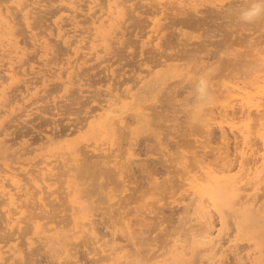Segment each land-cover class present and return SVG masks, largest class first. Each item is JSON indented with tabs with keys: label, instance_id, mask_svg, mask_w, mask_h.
<instances>
[{
	"label": "bare ground",
	"instance_id": "1",
	"mask_svg": "<svg viewBox=\"0 0 264 264\" xmlns=\"http://www.w3.org/2000/svg\"><path fill=\"white\" fill-rule=\"evenodd\" d=\"M3 1H7V0H3ZM2 1V2H3ZM9 1V0H8ZM7 1V2H8ZM12 1V0H11ZM44 1V2H43ZM51 1V0H50ZM54 1V0H53ZM60 2H61V5L63 6H61V8H59V9H56V11H54V10H52L51 12H56L55 14H57V12L59 13V12H64V11H67L68 10V13H70V14H68L69 15V17H68V15L66 16H61V14H60V19L61 20H59V18H58V20L59 21H57V20H55V23L58 25H56L55 27L56 28H58L59 30H64V28L65 29H67V28H69V27H66L65 25L67 24V23H69V24H72L73 25V27H76V28H74V29H79V27L78 26H80L81 24H80V21L82 20V22L81 23H83V20H84V22L87 20V19H81V16H80V13H81V15L83 14V12L82 11H84V9H83V7L81 8V4L79 3V1L78 0H68L69 1V4H66L65 2H67V0H59ZM88 1H90V0H88ZM92 1V3H94L95 4V6L96 5H99V4H97V1H100V0H91ZM131 1V0H130ZM153 1V0H152ZM158 1V0H157ZM157 1H155V2H157ZM160 1H162V0H160ZM166 1V0H165ZM164 1V2H165ZM168 1V0H167ZM166 1V2H167ZM183 1H188V0H182L181 2H183ZM199 1V0H198ZM197 0L195 1V0H189V2H192L193 4H195V5H193L192 3V5H188V4H190L189 2L187 3V5L188 6H190V8H191V10L193 9V11L191 12V14L193 15V16H195V13H197L198 14V12H199V15L202 13V12H200V11H206V10H208L209 9V11H211L212 9L209 7H207L206 6V9L204 8H198V7H200L201 5H203L202 3L204 2V0H202L201 2V4H198L199 2H198ZM207 1V0H206ZM212 0H210L209 1V3L211 2ZM226 1V0H225ZM235 1V4H236V2H237V4H239V2H238V0L236 1V0H230V3L231 2H234ZM242 1V0H241ZM240 1V2H241ZM249 2L250 0H246V2ZM13 2L15 3V4H13ZM13 2H11L13 5H17L18 7H21V9H20V11L22 12L23 11V13H20V11H18V9H16L18 12L17 13H20V17H22L23 16V18H24V21H22V22H24V24L28 27V31H29V33L31 32V34H32V36H29L30 38L32 37V39L31 40H33V43L35 44V45H39L38 47H40L41 49H42V52L43 51H45V52H48V53H51L50 54V56L53 54V52H51V51H49L50 49L53 51V49H52V47L55 45V44H53V42H52V44H51V41L53 40L54 41V39H52L51 41H50V39L51 38H45V37H43V38H39L38 37V35H37V33H39V31L36 33L35 32V30H36V28H37V26L39 25V23H37L38 25L36 26V21L38 20L37 18H41L39 15H40V13H42V11H44L45 10V8L47 7H45V0H13ZM43 2V3H42ZM106 2H107V0H106ZM127 2H128V0H108V4H107V7H106V9H104L105 8V6H104V8L102 7L103 5H99L101 8H103V9H100V11H101V15L99 16L98 14V17L96 18L95 16H94V18H96V19H94V18H90V19H88L87 21H88V23H90V21H91V25H96L98 22H100L99 24L100 25H96L95 26V33H97V35H98V38H99V40H98V38H97V36H96V38H97V40H94V39H96L95 37H94V41L92 40V38L90 39V40H92V43L93 42H95V41H99V43L97 42V45L96 44H91V47L88 49V51H90V50H94L93 51V53L95 54V52H96V54H95V56L97 55V57H100V55H98L99 53L98 52H100L99 50L100 49H97L98 47H99V45H101L102 46V49L103 48H105V50L104 51H111L112 50V52H113V50L114 49H111L112 48V43H113V39H115V37H117V35H118V39H117V41H116V39L114 40V42H116V44H118L117 42H119L120 41V35L119 34H121V37H124L125 36V32H124V23H126V21H128L127 20V18L129 17H127V15L129 14H131V13H128V10L130 9L129 8V6H128V4H127ZM154 2V3H155ZM159 2V1H158ZM172 2V1H171ZM198 2V3H197ZM216 4H215V3ZM221 2V1H220ZM229 2V1H228ZM227 2V3H228ZM246 2H243V3H246ZM247 2V3H248ZM10 3V4H11ZM103 3V2H102ZM105 3V2H104ZM129 3V2H128ZM134 3V2H133ZM161 3H163V2H161ZM161 3L159 4V5H161ZM175 3H177V2H175ZM179 3L180 2H178L177 3V5L179 6ZM211 3H214L216 6H217V3H218V5H221L222 7L223 6H226V4H224V3H226V2H221V4L218 2V1H215V0H213ZM242 3V2H241ZM8 4V3H7ZM11 4V6H13ZM50 4V3H49ZM90 4H91V2H90ZM89 4V5H90ZM131 4V3H130ZM153 4V3H152ZM166 4H168V3H166ZM181 4V3H180ZM206 4V3H205ZM58 4H56V6H57ZM84 5V4H83ZM82 5V6H83ZM88 4H87V8H89L90 10H92L93 9V7H94V5L92 6V7H90ZM106 5V4H105ZM132 5V4H131ZM183 5H186L185 3L183 4ZM212 5V4H211ZM228 6H230L229 4H227ZM232 5H234V4H232ZM240 5V4H239ZM12 7V8H14V10H15V8L16 7ZM89 6V7H88ZM135 7H136V5H134ZM155 6H158V4H156L155 3ZM198 6V7H197ZM214 6V5H213ZM243 6V5H242ZM45 7V8H44ZM59 7V6H58ZM57 7V8H58ZM85 7V6H84ZM133 7V6H132ZM159 7V6H158ZM165 7H166V5H165ZM168 7H170V6H168ZM176 7V6H175ZM180 7H182V6H180ZM180 7H179V9H180ZM193 7V8H192ZM202 7V6H201ZM215 7V6H214ZM220 7V6H219ZM227 7V6H226ZM234 7H236V6H234ZM97 9H98V7H96ZM95 8V9H96ZM139 8V7H138ZM153 8V7H152ZM171 8V7H170ZM174 8V7H173ZM189 8V7H188ZM188 8H186L185 7V10L186 11H190V9H188ZM213 8V7H212ZM217 8V7H216ZM221 8V7H220ZM228 8V7H227ZM24 9V10H23ZM48 9V8H47ZM89 9H87L88 11H90ZM95 9H93V11H95ZM137 9V8H136ZM160 8H158V10H159ZM162 9H164V8H162ZM157 10V11H155V10H153V12L150 10V11H148L149 13L150 12H152L153 13V15L155 14V16L152 18V23L151 22H149L148 21V19H147V21L149 22L148 23V25L151 23V24H153V27H151V24H150V27H151V29H150V31H152V34H154V39L156 40H159V41H155L154 39H152L151 38V42L153 43V40H154V42H156L153 46H156V48H157V50H158V48H160V47H163V46H161V40H163L164 38V34H162L163 36H161V33H162V29L163 30H165V28H166V26L167 25H164L163 26V24H164V22H161L162 21V19L164 20V18L167 16H165V17H158V15L160 14V13H163V12H165L164 10ZM166 9V8H165ZM176 9V8H175ZM183 9V8H182ZM181 9V10H182ZM188 9V10H187ZM202 9V10H201ZM223 8H221V10H222ZM226 9V8H225ZM230 9V8H229ZM229 9H226V10H229ZM134 10H135V8H134ZM180 10V11H181ZM221 10H219V12L221 11ZM235 10H237V9H235ZM12 11V9L10 10V7H9V5L8 6H4V4H1L0 3V41H2V42H0V51H3V52H1V54L3 53H5V49L7 48H5V46H8L9 47V49L7 48L6 50H8V51H6L7 53L9 52V50L13 53V55L11 54V52H9L8 54V60H10V61H7V63H10L9 65H10V67L8 68L9 69V72H7L8 73V79H9V77L11 78V83H12V85H13V83L14 82H16V81H20L21 79H19L20 78V75L21 74H23L24 76H26L25 78L27 79V80H25L24 78V80L22 79V82L23 81H26L25 83L23 82V83H21V82H19V83H21L22 85L24 84H26V87H24V88H26L24 91H26V94H27V92H29L30 93V90L34 87L35 88V90L41 85L40 83H42V84H44L43 86H45V85H47V82L49 81V80H51L50 78H51V76H48V75H50V73L47 75L46 74V72L44 73L43 71H41L42 70V67H40L41 69H39V70H36V66H34L35 65V62H34V65L31 63V60H33V59H31L30 60V62H29V60L27 61V63L29 62V64H30V66H29V68H28V66H27V68L25 67V69H24V65H26L25 63L24 64H22V63H20V65L18 66V65H16L17 63V61L20 59V57H19V55L20 56H22L23 54H25L26 53V45L25 46H21L20 47V39L18 40V34L15 32L16 30H15V28H17V22H16V20H17V18H15L12 14H13V12H11ZM25 11V12H24ZM50 11V10H49ZM85 11H86V9H85ZM87 11V12H88ZM93 11H92V14H94L93 13ZM98 13L100 12V11H98V10H96ZM130 11H133L132 9H130ZM129 11V12H130ZM136 11H138V10H136ZM168 10L166 9V12H167ZM170 11V10H169ZM171 11H173L172 10V8H171ZM179 11V10H178ZM230 11V10H229ZM228 11V12H229ZM51 12L49 13V14H51ZM87 12L85 13V16H83V17H87L88 15H86L87 14ZM144 12V11H143ZM174 12V11H173ZM176 12V11H175ZM174 12V13H175ZM194 12V13H193ZM208 12V11H207ZM211 12H213V14H214V11H211ZM216 12V11H215ZM217 12H218V10H217ZM225 12V11H224ZM12 13V14H11ZM91 13V12H90ZM90 13H89V16H90ZM133 14H134V12H132ZM136 13H138V12H136ZM177 13V12H176ZM184 13V12H183ZM185 13H189V12H185ZM21 14H23L22 16H21ZM54 14V15H55ZM92 14H91V16H92ZM100 14V13H99ZM172 14V13H171ZM179 14V13H178ZM180 14H182L181 12H180ZM190 14V13H189ZM190 14V15H191ZM204 14V13H203ZM210 13H208V15H209ZM218 14V13H217ZM19 15V14H18ZM52 15V14H51ZM51 15H50V17H51ZM54 15H52V17L54 16ZM84 15V14H83ZM132 15V14H131ZM175 15V14H174ZM198 15V16H199ZM43 16V15H42ZM80 16V20L78 19V17ZM170 16V15H169ZM189 16V15H188ZM197 16V15H196ZM219 16V15H218ZM49 17V16H48ZM49 17V18H50ZM51 17V18H52ZM64 17H68V20H67V18H66V23H61V22H65V18ZM103 17V18H102ZM168 17V16H167ZM191 17V16H190ZM189 17V19H186L185 17V19L186 20H188V21H185V20H183L185 23H187V24H194L196 21H198L199 22V20H196L195 22H194V18H190ZM43 18V17H42ZM50 18V19H51ZM102 18V19H101ZM131 17H129V19H130ZM134 18V17H133ZM180 18H181V16H180ZM179 18V19H180ZM200 18V17H199ZM202 18V17H201ZM200 18V19H201ZM37 19V20H36ZM69 19H70V22H69ZM182 19V18H181ZM191 19V20H190ZM36 20V21H35ZM42 20V19H41ZM40 20V21H41ZM47 20H49V19H47ZM46 20V21H47ZM53 20V19H52ZM54 20L52 21V23L54 24ZM168 20V19H167ZM39 20H38V22H40ZM51 21V20H50ZM193 21V22H192ZM21 22V23H22ZM142 22H143V19H142ZM175 22V21H174ZM173 22V23H174ZM86 23V22H85ZM129 23V22H128ZM128 23H127V25H128ZM138 23V22H137ZM163 23V24H162ZM168 23V22H167ZM166 23V24H167ZM180 23V22H179ZM23 24V25H24ZM41 24V23H40ZM44 24V23H43ZM84 24V23H83ZM87 24V23H86ZM85 24V25H86ZM176 24H177V21H176ZM180 24H182V23H180ZM186 24V25H187ZM19 25V24H18ZM51 25V24H50ZM47 26V27H51V26ZM65 27H64V26ZM91 25H89L88 26V24L86 25L87 26V28H89ZM199 24H195V25H192V26H194V27H196V26H198ZM40 26V25H39ZM38 26V27H39ZM52 26H54V25H52ZM129 26V25H128ZM139 26V25H138ZM164 28H163V27ZM173 26V25H172ZM191 26V25H190ZM42 27V26H41ZM54 27V28H55ZM64 27V28H63ZM83 28H84V26H82ZM142 27V26H141ZM144 27V26H143ZM168 27V26H167ZM187 27V26H186ZM263 27V26H262ZM26 28V27H25ZM93 28V27H92ZM92 28H90V33H91V30H92ZM149 28V27H148ZM169 28H170V25H169ZM168 28V29H169ZM190 28V27H189ZM198 28V27H197ZM52 29V28H51ZM71 30H72V28H70ZM86 29V28H85ZM84 29V30H85ZM129 29H130V27H129ZM167 29V28H166ZM192 29V28H191ZM45 30H48V28L46 29L45 28ZM80 30V29H79ZM128 30V29H127ZM137 30V29H136ZM175 30V29H174ZM42 32H43V30H41ZM40 31V32H41ZM51 31H53V29L51 30ZM70 30H64V32L65 33H63L62 31H60L59 32V37L61 38V39H63V41H64V43L65 44H67V46H73V44H75V46L73 47V48H71L69 51L71 52H73V54L75 55L74 56V59H75V61H73L72 62V64H71V59H73V56L71 57V59H67L68 60V62L67 63H69L68 64V66H69V68H67L68 70L70 69V66H71V68L73 67V66H76V68L75 69H77L78 68V63H77V65H75V62H78L79 60H82L81 58H83V62L84 63H86L87 61L86 60H84V57L85 56H87L88 54H90L91 55V52H89L88 53V51H87V54H86V52L85 53H83V51H82V53H81V50H82V48H83V45L85 44H83L82 46L80 45V43H81V39L79 40V39H74L73 41H72V35L73 34H71V36H70V32H72V31H70ZM82 32H83V29L81 30ZM88 31V29L86 30V32ZM149 31V30H148ZM177 31V30H176ZM175 31V32H176ZM41 32V34H43ZM48 32H49V30H48ZM47 32V33H48ZM73 32H75V31H73ZM80 32V31H79ZM79 32H77V33H79ZM85 32V31H84ZM134 32V31H133ZM138 32V31H137ZM264 32V31H263ZM27 33V32H26ZM55 33V32H54ZM54 33H51V35L50 36H52V34H54ZM77 33H76V35H77ZM89 33V34H90ZM130 33V32H129ZM145 33H146V31H145ZM164 33V32H163ZM177 33V32H176ZM46 34V33H45ZM49 34H50V32H49ZM48 34V35H49ZM86 33H84V35H85ZM127 34V33H126ZM142 34H144V33H142ZM172 32H171V36H172ZM175 34V33H174ZM254 34V33H253ZM69 35V36H68ZM79 35V34H78ZM78 35L76 36V37H78ZM82 35V34H81ZM92 35V34H91ZM130 35H131V33H130ZM132 35H134V34H132ZM156 35V36H155ZM178 35H181V34H178ZM40 36V35H39ZM45 36V35H44ZM50 36H48V37H50ZM55 36V35H54ZM57 36V35H56ZM86 36V35H85ZM88 36V35H87ZM139 36H141V35H139ZM145 36V35H144ZM150 36H152L151 34H150ZM175 36H177V35H175ZM40 37H42V36H40ZM58 37V36H57ZM59 37H58V39H59ZM70 37H71V39H70ZM75 37V36H74ZM90 37V36H89ZM129 37H132V36H129ZM161 37L163 38V39H161ZM170 37V36H169ZM181 37V36H180ZM253 37H255V36H253ZM262 37V36H261ZM53 38V37H52ZM81 38V37H80ZM83 38H86V37H83ZM140 38V37H139ZM177 38V37H176ZM189 38V37H188ZM250 38H252V37H250ZM257 38H259V37H257ZM257 38H255V39H257ZM87 39V38H86ZM124 39V38H123ZM169 39V38H168ZM168 39H165V41H164V43H166V41L168 40ZM185 39H187V37L185 38ZM196 39V38H195ZM84 40V39H83ZM102 40V42H100ZM138 40V39H137ZM188 40H190V39H188ZM188 40H185L186 41V43L184 44V45H187V41ZM203 41H204V39H202ZM206 40V39H205ZM209 40V39H208ZM251 40V39H250ZM264 40V39H263ZM62 41V40H61ZM87 41V40H86ZM130 41V40H129ZM134 41V40H133ZM139 41V40H138ZM168 41H170V40H168ZM175 41H178V40H175ZM175 41H173V42H175ZM181 41H184V40H181ZM184 41V42H185ZM195 41V40H194ZM193 41V42H194ZM207 41V40H206ZM210 41V40H209ZM247 41H248V39H247ZM257 41H258V43L260 42L259 41V39H257ZM91 42V41H90ZM112 42V43H111ZM123 42V41H122ZM126 43H128V40L126 39V41H125ZM179 42V41H178ZM178 42H175L176 44L178 43ZM192 42V41H191ZM191 42H189V46H190V44H191ZM192 42V45L193 44H196V42H200V41H196L195 43H193ZM208 42V41H207ZM5 43V44H4ZM32 43V44H33ZM89 43V42H88ZM87 43V44H88ZM96 43V42H95ZM121 42H119V44H120ZM134 43V42H133ZM142 43V42H141ZM148 43H150V42H146L145 43V45L146 44H148ZM168 44H170L169 42H167ZM182 43V42H181ZM204 43V42H203ZM209 43H211V42H209ZM250 43V42H249ZM253 43V42H252ZM256 43V42H255ZM33 44V45H34ZM86 44V45H87ZM99 44V45H98ZM115 43H114V45H116ZM132 44V43H131ZM136 44V43H135ZM174 44V43H173ZM179 44V43H178ZM53 45V46H52ZM89 45V44H88ZM104 45V46H103ZM124 45V44H123ZM133 45V44H132ZM144 45V46H145ZM162 45H164V44H162ZM175 45V44H174ZM181 45V44H180ZM179 45V46H180ZM183 45V44H182ZM188 45H187V47H188ZM204 45H205V43H204ZM206 45H208V43L206 44ZM211 45V44H210ZM251 45V44H250ZM261 45H263V44H261ZM260 44H259V46H261ZM98 46V47H97ZM101 46L99 47V48H101ZM134 46H137V48L139 47L138 45H134ZM172 46V43L170 44V47ZM177 46V45H176ZM176 46H174L175 48H176ZM247 46V45H246ZM252 46V45H251ZM1 47H3V48H1ZM24 47H25V49H24ZM88 47V46H87ZM87 47L85 48H83L84 49V51H85V49H87ZM97 47V48H96ZM119 47H125V46H119ZM143 47V46H142ZM167 47V46H166ZM178 47V46H177ZM182 47V46H181ZM205 47H208V46H205ZM250 46L248 45V48H249ZM252 47H256V46H252ZM251 47V49L252 50H254L253 48ZM13 48V49H12ZM39 48V49H40ZM55 48V47H54ZM97 50H96V49ZM136 48V49H137ZM150 49L151 48H153V47H149ZM173 48V47H172ZM247 48V47H246ZM246 48H245V50H246ZM263 48V47H262ZM4 49V50H3ZM12 49V50H11ZM38 49V50H39ZM40 49V50H41ZM56 49V48H55ZM69 49V48H68ZM68 49H67V52H68ZM111 49V50H110ZM126 49V48H125ZM139 49V48H138ZM153 49H155V48H153ZM186 49V48H185ZM250 49V48H249ZM256 49V48H255ZM26 50V51H25ZM124 50V49H123ZM156 50V49H155ZM154 50V51H155ZM160 50V49H159ZM165 50V49H164ZM180 50V49H179ZM240 50V49H239ZM244 50V51H245ZM252 50H250V51H252ZM260 50H262V49H260ZM104 51H102V52H104ZM120 51H122V49L120 50ZM134 51V50H133ZM143 51V50H142ZM141 51V52H142ZM235 51H237V50H235ZM243 51V52H244ZM256 51V50H255ZM258 51H259V49H258ZM263 51H264V49H263ZM44 52V53H45ZM71 52V53H72ZM140 52V53H141ZM144 52V51H143ZM165 52H168V51H165ZM164 52V53H165ZM175 52V51H174ZM247 52H249V50H247ZM257 52V51H256ZM255 52V53H256ZM260 52H262V51H260ZM7 53H5V54H7ZM22 53V54H21ZM43 53V56L45 55V58H47L48 59V57H46V54H48V53H45L44 54ZM69 53V52H68ZM80 53H81V56H82V54H85L84 56H80ZM101 53V52H100ZM111 53V52H110ZM118 53V52H117ZM116 53V54H117ZM126 53V52H125ZM157 53V52H156ZM161 53V52H160ZM231 53V52H230ZM238 53V52H237ZM240 53L241 54H243L241 51H240ZM258 53V52H257ZM42 53H40V54H38L39 55V57H42V56H40ZM55 54V53H54ZM53 54V55H54ZM67 54V53H66ZM73 54H70V56L71 55H73ZM93 54V55H94ZM105 54V53H104ZM124 54V53H123ZM134 54H136V53H134ZM143 54V53H142ZM172 54V53H171ZM244 54H246V51L244 52ZM243 54V55H244ZM249 55H251V52L250 53H248ZM254 54V52L252 51V55ZM263 54V53H262ZM262 54H260V55H262ZM52 55V56H53ZM107 55V54H106ZM110 55V54H109ZM122 55V54H121ZM126 55V54H125ZM132 55H133V53H132ZM165 55V54H164ZM164 55H162V56H164ZM173 55V54H172ZM172 55H167V56H172ZM175 55H177V54H175ZM179 55V54H178ZM233 55H236L235 53L233 54ZM238 55V54H237ZM248 55V56H249ZM260 55H258L259 57H260ZM4 56V55H3ZM95 56H93V57H95ZM137 56V55H136ZM145 57L147 56L146 54L144 55ZM151 56V55H150ZM160 56V55H159ZM174 56V55H173ZM241 55H239V57H240ZM254 56V55H253ZM264 56V55H263ZM7 57V56H6ZM97 57H95V58H93V60H95ZM103 57V56H102ZM105 57V59H106V56H104ZM113 58H114V56H112ZM142 57V56H141ZM140 57V58H141ZM148 57V56H147ZM179 57V56H178ZM232 57V56H231ZM255 57H257L256 55L254 56V58ZM258 57V58H259ZM42 58H44V57H42ZM44 58V59H45ZM69 58V57H68ZM86 58H89L88 56L86 57ZM101 58V57H100ZM110 58V56L108 57V59ZM120 58V57H119ZM136 58V57H135ZM161 58V57H160ZM172 59H174V61H176V60H178L177 58H176V56H175V58H173V57H171ZM181 58V57H180ZM183 58V57H182ZM198 58V57H197ZM204 58V57H203ZM234 59L235 58H237V56H235V57H233ZM232 58V59H233ZM241 58V57H240ZM253 58V59H254ZM257 58V59H258ZM261 58V59H260ZM259 59H260V61L263 59L264 60V57L262 58V57H260ZM2 58L0 57V65H2L1 64V62L3 61V59L1 60ZM21 59H22V57H21ZM43 59V60H44ZM53 59H55V58H53ZM90 59V58H89ZM92 59V58H91ZM90 59V60H91ZM142 59H144V58H142ZM154 59V58H153ZM171 59V60H172ZM193 59V58H192ZM192 59H190L189 61H191ZM252 59V60H253ZM253 60V61H251L250 63H249V59H248V66L247 65H244V66H247V67H249V68H251L250 66H252V70H254L255 71V74H257L256 75V79L254 78V76H255V74L252 76V78H251V76L248 74V76H246V77H248V79H249V82L247 81V78L245 79L246 80V83L248 84V85H251V87L250 88H248L247 86V84H246V86H243V84H241V85H236V84H238V83H236V82H234V83H236V84H234V85H225L224 84V86H221V85H219V83H215V82H213V81H215V80H213V79H211L212 77V73H211V75H210V79H211V81H212V84H213V87H211L212 86V84H211V82H210V80H208L209 81V85H210V87H211V89L209 88V93H210V102H208V103H206V104H204L200 109H199V111H197V112H195V113H193L192 114V112H190V114H192V116H199L200 118L202 117H204V118H207L208 120H210V118H211V116H212V118L214 119H217L216 118V116L215 117H213V113H212V115L209 117V116H207L208 115V112H206L207 111V108H209L208 109V111H209V113L211 112V110H212V112L215 110V108H213V106H214V102H216L217 100H218V98H216V97H218V96H220L219 97V100H218V102H216L215 103V105H218V107H219V105L221 106V108H223V112H225V113H223V115H221L222 116V118H223V116L225 117L228 113H229V110L231 111H233V112H231V113H233V115L234 116H236V106L239 108V106H240V110H238V111H240V113H241V116L242 117H244L245 118V120L246 121H248V122H245V120L243 119V120H241V122L242 121H244V125H242L239 121H238V123H240L241 124V126H240V130L238 131V128H236V131H238L239 133H238V135H237V133H236V131H231V132H235L236 133V135H234V134H232V135H234V138H235V146L236 147H234V148H236V149H234L235 151V155H233V156H235L236 158H235V160L236 161H239V162H237V164H236V162L235 163H233V162H231V164L229 163L230 162V158H229V156L231 155L230 153V155H228V158H227V156H224L225 158H226V160L224 159V160H222L223 159V157H222V159L221 158H219V159H221L220 160V163L221 162H223V161H227V159H228V163L226 162V163H222V164H218L219 162H218V160H217V162H215L214 160V162H211L212 161V159H210V161H206L205 159H204V157H206L208 154H207V152L209 151H207V150H205L206 151V156H205V154L202 152V150H200L201 151V153L200 154H202L203 153V155H204V157L202 158V157H200V158H198L197 156H199L200 154H196L195 156L198 158H195V159H193L194 161L196 160V162H197V164H196V166L194 165V167H191L190 165H191V161H192V159H188L189 157H187V155H184L183 153L184 152H179V151H175V152H179V154L178 153H176L177 155H175V157L172 155L173 153H171V151H169L168 152V150L166 151V148L168 147V148H170L169 147V145L167 144V143H165L166 141H164L165 139L167 140V138H163L164 136H166L167 137V135L168 134H166V135H164V136H158L157 134H154L153 136L154 137H156V140L155 141H157V140H159L160 138H161V140L162 141H164V144H165V146H166V148H165V146H164V150H163V152H162V156L164 155V154H166V155H168L167 154V152L168 153H170V155H168V156H170L169 158L170 159H172V160H170V159H166V157H165V160H170V164H172V162L174 161V162H176V163H174V167H175V169H176V167L177 166H179V168L181 167V169H182V172H184L183 173V177L184 178H182V176H181V179H184V181L182 182V187H184L183 189L187 192L185 195H183V196H181L180 198H176L175 197V195L178 193V191H179V187L181 188V185L179 186V184L177 185V183H176V187L177 186H179V187H177V189H176V187L174 188L173 186H170L171 184H168V182H172L173 181V179L172 180H170V178L168 177L167 179H164L163 178V176H162V178H163V181H161L162 183H160V181L158 182L157 180H158V178H156L157 180H156V182H158V183H156L155 182V185H154V187H156L157 186V188H159V190L161 191H159L157 188V191H155L154 193L152 192V194L153 195H155V197L158 195V197H156L157 198V200H156V198L154 197L153 198V200H154V202H152V201H150L149 203H147V204H144V206H141V205H139L138 207L140 208V206H141V208L142 207H144L145 209L142 211V210H139V211H137L138 213H139V217H138V219H137V216H136V220H134V222H132L131 220L133 219H130L131 218V216L129 217L128 215H127V213L126 212H123V210L120 212V210L121 209H123V207H124V204H123V206H122V203H123V199L121 200L120 198L121 197H119L117 194L118 193H113V194H116L115 196L117 197H119V198H116V199H119V201L121 200V204L119 203V201L117 200H115V198H109L110 199V201H109V199L107 198L106 199V201L108 200L110 203H108V201L107 202H105V203H108L109 205H107V209H106V212H108L109 210V212H108V214L110 215V217H109V215H108V217L110 218V220H112V218H113V222H112V224L111 223H109V224H111V225H113L114 226V230H113V232H112V234H113V236L111 237V240L110 241H112V245L109 243V242H107V241H102V240H104L103 239V237H99L98 236V233L96 232L97 230L96 229H98L96 226V224H95V218H93V216H94V213H95V208H96V206H94L93 205V200L92 201H90V197H93V196H91L90 194L88 195H84L83 193H82V189H83V187H85V185L87 184V181L85 180H83V181H81L82 180V178H85L86 176H83V174L82 173H84L85 175H87L86 173H87V171H90L91 169H94V167L95 168H97V166L99 167L100 165H98V163H101V165H104V166H106L105 167V169L107 168L108 169V166L107 165H109L110 166V168H109V170L112 172V170L111 169H113V172H114V170H115V172L116 173H118L119 174V176H120V178L123 176L122 174H124L123 172H125V173H127L126 171V169H124V171H123V167H124V164H125V167L127 168H131V164H133V163H136L135 161L136 160H134L133 158H135V157H133V156H135V153L133 152V149L131 148H129V146H127V147H125V145H124V147H125V151H122L121 149V147L119 148V147H116L117 145L115 144V142L116 143H118V142H120L119 140H118V142L117 141H114L115 139H113L114 138V136L116 135L117 136V138L118 137H120L121 135L123 136V133H121V132H123L124 130L125 131H127L126 129H131L132 128V125H136L135 127H137L138 128V130H137V134H138V136L140 135L139 134V132H141V131H144V132H147V131H149V130H151L152 129V125H153V123H152V117H154V116H152L153 115V113L155 112V110H157V108H159V106L156 108V104H158L157 102H159L160 100H161V102H163V100L161 99L162 97H164L165 95L167 96L168 95V93L170 92V94L172 93V96L173 95H175L176 96V94L174 93L175 92V88L177 87V85L179 86L180 85V83H183V82H185L186 80H188L189 82L191 81H194L193 82V84H195L196 85V83H197V80H198V77H200L201 75H205V72L206 71H208V70H210V69H208L209 67L211 68V66H209V65H205V64H202V68L201 69H198V68H200L201 66L199 65V67H197V69L199 70H195V69H192L193 71L195 70L196 72H194L193 73V71H191V70H189V69H191L190 67H192V66H189V68L187 67V69L184 67V66H186V65H184V66H182V64H181V61H180V65L184 68V69H186V70H184L183 68H181V66L177 63V64H168V61L170 60V58H169V60H168V58H165L164 59V61L162 62V65H163V69L164 70H160L159 71V69H161L160 67L157 69V72L156 73H158V72H162L163 73V75L161 76V75H154L152 72H153V70H151V69H153V67L155 68V66H158L159 64L157 63H155L154 65H153V67H151V69L150 68H142V69H138V70H135L136 72L138 71L139 73L137 74V75H135L136 77H134V75H132L133 77H131V78H129V80H131L132 79V82H134L133 83V85L134 86H140V88H141V90L139 91V93H134V92H132V90H133V88H134V86L132 85H126L124 88L125 89H123L121 92H120V87L119 88H117V86H116V88L117 89H113L112 87V89L111 88H109L108 87V90H106V91H108V93H106V95L105 96H103V98L101 97V96H95L96 98L93 100L94 102H95V105H94V107H92V109H91V112H89V115H90V117H91V119H92V122H91V124H96L95 125V127L97 126V128H98V130L100 131H98L97 132V129H96V135L95 136H92L91 137V135L89 136V137H91V138H88V140L90 139V140H92L93 139V137H94V142H95V138H96V140L98 141V139H101V140H99V141H101L100 143H99V141L97 142V146H95L94 147V145H93V142L92 143H90L89 144V146H88V143H85L87 146H88V148L91 150H89V149H84L85 148V146H84V148H82L83 146L82 145H79V144H82V141L80 140V142H79V144H78V142L77 143H69L70 145H67V146H63V148H61L60 150H58V149H56V147L54 148V151H53V149H49V151L47 152H45V153H43L42 152V154H40V155H42V156H40V157H42V159H41V161H40V163H42V164H39V161H37L38 163L37 164H39L38 166V168L36 169V170H34L33 168V170L34 171H31L30 173H29V170L26 172V170H27V167L24 165H22L21 166V163L19 164L20 165V167L18 166V167H15V165H14V167H12L11 165L9 166L8 164H7V169H5L4 170V174L2 175V174H0V195L3 197V198H0V199H2V205H3V203H5V205L6 206H4V210H2L1 211V213H4V218H5V220H4V222L6 223V225L4 226V227H7V229L9 230V232H10V230H11V232H13V231H16V232H22L23 234H21V235H23L24 236V241L22 240V238H21V240H20V236L21 235H19V236H16V238H15V234L17 235V233L15 232V234H14V232L13 233H11V237H10V235H8L7 236V240H5L4 238V240L2 239V241H0V262H2L3 264H25L24 262H23V258L25 257L24 256V251H25V249L24 248H26L27 250L29 249H31L32 247H34V245L35 244H37V243H40L41 245H43L42 246V249H44V248H48L47 250L49 251H52V252H54V254H55V256H57V257H59V259L61 258H65L66 259V257H67V259H68V257H72V256H76L75 255V253L77 254V252H79V250L76 252V251H74L75 249H76V247L77 246H79V243L81 242V238L83 239L85 236L86 237H89L90 238V241H91V239H94V243H96V245H97V247H98V249L97 250H94L93 252H95V254H97L98 256H100V254H102V256H100L99 257V259H97L96 260V262H98L99 263V261H100V263L102 262V261H107V262H105L106 264H139V263H141V262H143L144 264H201L203 261H207V262H209L210 264H245L244 262H243V260L245 259V258H243V255L241 256V251H243V250H241V251H239L238 249H239V241H242V240H246L248 243H247V247H249V248H251V250H253L252 252H250V251H248L245 255H244V257H246V261H247V263L248 264H264V239H262V238H264L263 236H264V234H261V232L264 230V199H262V195H264L263 194V190H264V151H263V153L261 154V155H259V156H261V158L262 159H259V160H261L260 161V163L258 164V162H259V160L257 159L256 161H253V159H250V155H249V157H248V154H253L251 157H253V156H255L254 155V153L256 152V153H258L259 154V152L258 151H253L254 149V147H255V142H257V140L255 139V138H253L254 137V135H253V137H252V134H256L255 135V137L257 136H259L260 138H261V143L263 144V146H262V148L264 149V92H263V90H262V92H260V89H254V87H255V83L257 84V82H255L256 80H257V78H259L260 76H262L261 78H263L264 76V74L260 71V70H263L264 69V67H263V69H260L262 66H260V65H263L264 66V61L261 63H258L257 61L259 60ZM15 60H17L16 62H15ZM46 60V59H45ZM49 60V59H48ZM47 60V61H48ZM66 60V61H67ZM89 60V61H90ZM101 60V59H100ZM99 60V65H100V62L102 61H100ZM109 60H111V59H109ZM122 60V59H121ZM139 60V59H138ZM137 60V61H138ZM145 60V59H144ZM151 60V59H150ZM163 59H161L160 61H162ZM180 60V59H179ZM197 60H199V59H197ZM205 60V59H204ZM203 60V61H204ZM209 60V59H208ZM230 60V57L228 58V61ZM241 60H243L242 58H241ZM246 59L244 58V61H245ZM19 61H21V60H19ZM18 61V62H19ZM34 61V60H33ZM51 61V60H50ZM61 61V60H60ZM98 61V60H97ZM106 61H107V59H106ZM117 61V60H116ZM136 61V62H137ZM140 61V60H139ZM153 61H157V60H153ZM152 61V62H153ZM160 61H158V62H160ZM193 61V60H192ZM236 62L238 61H240L239 59L238 60H235ZM256 61V62H255ZM26 62V61H25ZM45 62V61H44ZM43 62V63H44ZM55 62V61H54ZM57 62V61H56ZM82 62V61H81ZM81 62H79V63H81ZM90 62H92V61H90ZM145 62L147 63V61L145 60ZM169 62H171V61H169ZM173 62V61H172ZM199 61H197V63H198ZM202 62V61H201ZM230 62H231V60H230ZM237 62V63H238ZM245 62V63H246ZM3 63V62H2ZM16 63V64H15ZM41 63V62H40ZM58 63V62H57ZM113 64L115 63V61L114 62H112ZM134 63V62H133ZM138 63V62H137ZM140 63H141V61H140ZM183 63V62H182ZM185 63V62H184ZM205 63V62H204ZM214 63V62H213ZM233 63V62H232ZM241 63V62H240ZM244 63V62H243ZM257 65H256V64ZM81 64H83V63H81ZM81 64H79V65H81ZM90 64V63H89ZM105 64V63H104ZM107 64V63H106ZM136 64V63H135ZM187 64V63H186ZM198 64H200V62L198 63ZM254 64V65H253ZM4 65H6V64H4ZM8 65V66H9ZM39 65V64H38ZM41 65V64H40ZM50 65V64H49ZM57 65V64H56ZM95 65H98V63L96 64L95 63ZM109 65V64H108ZM108 65H106V66H108ZM115 65V64H114ZM124 65V64H123ZM138 65V64H137ZM136 65V66H137ZM142 65V63L140 64V66ZM160 65H161V63H160ZM162 65H161V67H162ZM172 65H173V67H172ZM178 65L180 66V68L178 67ZM211 65V64H210ZM231 65V64H230ZM233 65V64H232ZM250 65V66H249ZM258 65L260 66V68L258 67ZM44 66H45V64H44ZM64 66H66V65H64ZM85 66V65H84ZM143 66V65H142ZM144 66L146 67V64H144ZM167 66V67H166ZM188 66V65H187ZM195 66V65H194ZM193 66V67H194ZM197 66V65H196ZM213 66V65H212ZM234 66H236V65H234ZM233 66V67H234ZM243 66V65H242ZM257 66V68L255 69L254 67H256ZM36 67V68H35ZM50 67V66H49ZM61 66H59V68H60ZM91 67H93V66H91ZM148 67V66H147ZM238 67H239V65H238ZM245 68V69H249V68ZM21 68H23V69H21ZM52 68V67H51ZM50 68V69H51ZM62 68H64V67H62ZM74 68V67H73ZM72 68V69H73ZM94 68H95V66H94ZM104 68V67H103ZM111 68V67H110ZM137 68H139V66L137 67ZM168 68V69H167ZM196 68V67H195ZM237 68V67H236ZM241 68H243V67H241ZM241 68H240V72H241ZM254 68V69H253ZM44 69H45V67H44ZM49 69V70H50ZM53 69V68H52ZM65 69V68H64ZM72 69H70L71 71L69 72V71H67L68 73H70L66 78H64V72L66 71V69L65 70H63L62 69V71H63V74L64 75H62V73L61 72H59L58 73V77H56V79H59V81H62V80H64V81H62L61 83L63 84V86H64V90H68V89H70L69 87H71V85H73V84H75L76 82L74 81L75 79L73 78V77H75V75H74V73H73V71H76V70H74L73 69V71H72ZM115 69V68H114ZM121 69H124V67L123 68H121ZM120 69V70H121ZM244 69V68H243ZM244 69V70H245ZM259 70L258 72L260 73H262V75H260L258 72H256V70ZM106 70H108V69H106ZM167 70V73H165L164 71H166ZM169 70H170V72H169ZM235 70V69H234ZM250 70V69H249ZM252 70H250V71H252ZM46 71H48V69L46 70ZM54 71V70H53ZM89 71V70H88ZM105 71V70H104ZM130 71V70H129ZM246 71V70H245ZM254 71H253V73H254ZM43 72V73H42ZM50 72H52V71H50ZM119 72V71H118ZM168 72H169V74H168ZM193 74H192V73ZM235 72V71H234ZM263 72H264V70H263ZM53 73V72H52ZM55 73V72H54ZM54 73H53V75H54ZM56 73H57V71H56ZM55 73V74H56ZM71 73H72V75H71ZM79 73V72H78ZM105 73V72H104ZM161 73V74H162ZM245 73H247V72H245ZM251 73V72H250ZM81 74H83V73H79V75H80V77L81 78H83V80H84V76L87 74H85L83 77H82V75ZM125 74V73H124ZM134 74V73H133ZM239 74V73H238ZM241 74V73H240ZM53 75H52V77H53ZM74 75V76H73ZM107 75V74H106ZM123 75V74H122ZM165 75V76H164ZM214 75V74H213ZM244 75V74H243ZM242 75V76H243ZM252 75V74H251ZM29 76V78H27ZM30 76H31V78H30ZM93 76V75H92ZM116 76V75H115ZM130 76V75H129ZM206 76V75H205ZM240 76V75H239ZM242 76L240 77L242 80L244 79V77L242 78ZM250 76V77H249ZM79 77V78H80ZM88 77V76H87ZM94 77V76H93ZM112 77V76H111ZM214 78H215V75L213 76ZM7 78V77H6ZM5 78V79H6ZM114 79H116L115 77H113ZM253 78H254V80H253ZM4 79V80H5ZM12 79H13V81H12ZM55 79V78H54ZM53 79V80H54ZM74 79V80H73ZM87 78H85V80H86ZM113 79V80H114ZM209 79V78H208ZM216 79V78H215ZM233 79V78H232ZM251 79V80H250ZM264 79V78H263ZM7 80V79H6ZM8 80V81H9ZM16 80V81H15ZM33 80V81H32ZM53 80H51L52 82H53ZM65 80H66V82H65ZM76 80H78V76H77V79ZM81 80V79H80ZM82 80V81H83ZM88 80H89V78H88ZM120 80V79H119ZM128 80V79H127ZM237 80H238V78H237ZM244 80V81H245ZM253 80V81H252ZM260 80V79H259ZM259 80H257L258 81V83H260L259 82ZM32 81V82H31ZM95 81V80H94ZM103 81H105V80H103ZM123 81H126V79L125 80H123ZM123 81H122V83H123ZM226 81V80H225ZM230 81V80H229ZM264 81V80H263ZM262 81V83H260L261 85H263L264 84V82ZM31 83V84H28V83ZM68 82V83H67ZM85 82V81H84ZM109 82V81H108ZM116 82H117V80H116ZM121 82V81H120ZM127 82V81H126ZM250 82L252 83V82H254V83H252V84H250ZM3 83V82H2ZM18 83V84H19ZM49 83V82H48ZM51 83V82H50ZM55 83V82H54ZM80 83H81V81H80ZM79 83V84H80ZM86 83V82H85ZM188 83V82H187ZM217 85V87H216V85ZM9 84V83H8ZM38 84H40V85H38ZM52 84V83H51ZM58 84H60V83H58ZM77 84V83H76ZM88 84V83H87ZM91 84V83H90ZM114 84V83H113ZM117 84V83H116ZM120 84V83H119ZM185 84H186V82H185ZM192 83L190 84V85H193ZM230 84V83H229ZM232 84H233V82H232ZM260 84H258V86L259 87H255V88H260V87H262L263 88V86H260ZM3 85V84H2ZM15 85V84H14ZM13 85V86H14ZM21 85V86H22ZM23 85V86H24ZM30 85H32L31 87H30ZM34 85V86H33ZM92 85V84H91ZM94 85H95V83H94ZM99 85V84H98ZM120 85H122V84H120ZM195 85H193V87L195 86ZM214 85H215V88H218V86H219V88L218 89H215L214 88ZM245 85V84H244ZM5 84L3 85V86H1L2 87V89L0 90V113L1 112H3L4 111V113H6V114H9V113H7L8 112V110H7V108L8 107H5L6 106V104H5V102H6V100H8V97H10V96H8L9 95V93H10V91H8L7 92V90L5 89ZM18 86H20V85H18ZM50 86V85H49ZM76 86H78V85H76ZM85 86V85H84ZM88 86V85H87ZM96 86V85H95ZM128 86V87H127ZM12 87V86H11ZM41 87H42V85H41ZM40 87V88H41ZM58 87H61V86H58ZM57 87V88H58ZM92 87V86H91ZM135 87V88H136ZM186 87V86H185ZM187 87H188V85H187ZM196 87V86H195ZM82 88V87H81ZM87 89H88V87H86ZM102 88V87H101ZM134 88V89H135ZM139 88V87H138ZM3 89H5V90H3ZM39 89V88H38ZM38 89H37V92H38ZM44 89V88H43ZM83 89V88H82ZM85 89V88H84ZM111 89V90H110ZM264 89V88H263ZM8 90H10V89H8ZM18 90H20V89H18ZM17 90V91H18ZM34 90V89H33ZM42 90V89H41ZM40 90V91H41ZM59 90H61V88L59 89ZM62 90H63V88H62ZM61 90V91H62ZM72 90V89H71ZM81 90V89H80ZM89 90V89H88ZM94 90H96V89H94ZM137 90V89H136ZM259 90V91H258ZM78 91V90H77ZM91 91H93V90H91ZM103 91V90H102ZM21 92V91H20ZM36 92V91H35ZM41 92H43V91H41ZM82 91H80V93H81ZM100 92V91H99ZM177 93H181V92H179V90L178 91H176ZM185 92V91H184ZM190 92V91H189ZM211 92H212V94H211ZM27 94V95H29V96H31L30 94ZM77 93V92H76ZM92 93V92H91ZM91 93H90V95H91ZM94 93H96L95 91H94ZM101 93V92H100ZM262 93V95L263 96H261L260 94ZM32 94H33V92H32ZM38 94H40L39 92H38ZM62 94V93H61ZM65 93L63 92V94L62 95H64ZM82 94V93H81ZM98 94V93H97ZM185 94V93H184ZM216 94V96H215V101H214V98H212L211 97V95L214 97V95ZM22 95H24L23 94V92H22ZM53 95V94H52ZM58 95V94H57ZM94 95V94H93ZM102 95H104V94H102ZM197 95V94H196ZM14 96V95H13ZM17 96V95H16ZM28 96V97H29ZM60 96V95H59ZM83 97H84V95H82ZM88 96V95H87ZM170 96V95H169ZM171 96V97H172ZM175 96H173V98L175 97ZM179 96V94L177 95V98H180V97H178ZM222 96V97H221ZM24 97V96H23ZM23 97H21V99L23 98ZM86 97V96H85ZM93 97V96H92ZM99 97H101V98H99ZM168 97V96H167ZM11 98H13V97H11ZM26 98V97H25ZM25 98L24 99H22V100H25ZM42 98H43V100H44V98L45 97H41L40 98V100H42ZM52 98H54V97H52ZM57 98V97H56ZM62 98V97H61ZM170 97H168V99H169ZM172 98V99H173ZM176 98V97H175ZM176 98V99H177ZM220 98H224V100H222V99H220ZM14 100H15V98H13ZM16 99H17V97H16ZM58 99H59V97H58ZM86 99H88V98H86ZM168 99H167V101H168ZM171 99V100H172ZM10 100H12V99H10ZM61 100V99H60ZM59 100V101H60ZM67 100V99H66ZM148 100H152V102L154 101V103H155V105H154V103L153 104H151L152 102L150 101H148ZM170 100V99H169ZM174 100V99H173ZM221 100V102L219 103V101ZM9 101V100H8ZM64 101V100H63ZM177 101V100H176ZM193 101V100H192ZM195 101V100H194ZM39 102V101H38ZM57 102H58V100H57ZM90 102V101H89ZM149 102V103H148ZM169 102V101H168ZM171 102H175V101H171ZM186 102V101H185ZM196 102V101H195ZM238 102H240L239 104L240 105H236V103H238ZM7 104H10L9 102H6ZM13 103V102H12ZM35 103V102H34ZM54 103V102H53ZM93 103V102H92ZM160 103V102H159ZM219 103V104H218ZM2 104H5V108H6V110H2V109H4V107H3V105ZM30 106H31V104L32 103H28ZM28 104H26V105H28ZM59 104H60V102H59ZM91 104V102L89 103V105ZM165 104H166V102H165ZM179 103H177L176 104V106L178 105ZM184 104V103H183ZM190 104V103H189ZM188 104V105H189ZM194 104V103H193ZM212 106H211V105ZM166 105H168V104H166ZM165 105V106H166ZM186 105V104H185ZM209 105V106H208ZM9 106V105H8ZM11 106V105H10ZM35 106V105H34ZM37 106V105H36ZM58 106V105H57ZM161 106H162V103H161ZM173 106H175V104H173ZM187 106V105H186ZM3 107V108H2ZM32 107V106H31ZM38 107V106H37ZM36 107V108H37ZM40 107V106H39ZM38 107V108H39ZM61 107V106H60ZM180 107H181V104H180ZM192 107H194V105H192ZM2 108V109H1ZM12 108V107H11ZM11 108H10V112H11ZM33 108V107H32ZM31 108V109H32ZM89 108V107H88ZM156 108V109H155ZM161 108V107H160ZM167 108H168V106H167ZM176 108H178V106L176 107ZM184 108H186V107H184ZM183 108V109H184ZM189 108V107H188ZM217 108V107H216ZM237 108V109H238ZM9 109V108H8ZM34 109V108H33ZM32 109V110H33ZM39 109H41V108H39ZM90 109V108H89ZM162 109H164V108H162ZM174 109V108H173ZM218 109H220V108H218ZM12 110H14L13 108H12ZM26 110H28V108L26 109ZM56 110V109H55ZM171 110V109H170ZM178 110V109H177ZM176 109L174 110V111H177ZM182 110V109H181ZM221 110V109H220ZM236 110V111H235ZM6 111V112H5ZM34 112H35V110H33ZM39 111H41V110H39ZM161 111H163V110H161ZM185 111H186V109H185ZM189 111V110H188ZM87 112V111H86ZM170 112H172V111H170ZM179 112V111H178ZM206 112V113H205ZM215 112V111H214ZM220 112V111H219ZM3 113V114H4ZM26 113H28V112H26ZM29 113L31 114L32 112L31 111H29ZM161 113V112H160ZM186 113V112H185ZM184 113V114H185ZM221 113V112H220ZM30 114H27V115H29V116H31ZM37 114H38V112H37ZM58 114V113H57ZM189 114V115H190ZM215 114V113H214ZM222 114V113H221ZM225 114V115H224ZM0 115H2V113L0 114ZM56 115V114H55ZM155 115V114H154ZM160 115V114H159ZM174 115V114H173ZM188 115V116H189ZM202 115V116H201ZM204 115V116H203ZM215 115H218V114H215ZM220 115V114H219ZM238 115V114H237ZM253 115H254V117H257L256 119L253 117ZM256 115V116H255ZM3 116V115H2ZM26 116V115H25ZM156 116V115H155ZM158 116V115H157ZM178 116V115H177ZM187 116V117H188ZM191 116V117H192ZM205 116H207V117H205ZM228 116V115H227ZM227 116H226V118H227ZM38 117H39V115H38ZM43 117V116H42ZM41 117V118H42ZM55 117V116H54ZM53 117V118H54ZM90 117H86L87 119L88 118H90ZM173 117V116H172ZM174 117H176V116H174ZM186 117V118H187ZM196 117H194V118H196ZM209 117V118H208ZM218 117V116H217ZM229 117V116H228ZM7 118V117H6ZM6 118L4 119L3 117H2V119L3 120H6ZM27 118V117H26ZM29 118V117H28ZM156 118V117H155ZM168 118V117H167ZM190 118V117H189ZM188 118V119H189ZM194 118H193V120H194ZM203 118V119H204ZM232 118H234V117H232ZM251 118H252V120H251ZM255 120H254V119ZM0 119H1V116H0ZM2 119H1V122H2ZM99 120L98 122H96V120ZM174 119L175 118H173V121H174ZM207 119H205V120H207ZM212 119V120H213ZM235 119V118H234ZM242 119V118H241ZM248 119V120H247ZM27 120V119H26ZM49 121H50V119H48ZM83 120V119H82ZM155 120V119H154ZM176 120V119H175ZM190 120H192L191 118H190ZM196 120H197V118H196ZM208 120L207 121H205V122H207L206 124L207 125H211V123L214 121H210L211 123H209L208 122ZM218 120V119H217ZM236 120V119H235ZM238 120V119H237ZM251 121V123H250V121ZM256 121V122H258V123H256V124H254L253 122L254 121ZM258 120V121H257ZM29 121V120H28ZM61 120H59L58 122H60ZM63 121V120H62ZM91 121V120H90ZM156 121V120H155ZM165 121V120H164ZM1 122H0V127L2 128V124H1ZM4 122V121H3ZM89 122V121H88ZM87 122V123H88ZM195 122V121H194ZM215 122V121H214ZM81 123V122H80ZM90 123V122H89ZM161 123V122H160ZM190 123V122H189ZM209 123V124H208ZM238 123H234L233 125H235V124H238ZM79 123L77 122V124H74V125H78ZM86 124V123H85ZM228 123H226V125H227ZM230 124H232L231 122H230ZM246 124V125H245ZM247 124H249V125H247ZM252 124V125H251ZM3 125H4V123H3ZM53 125H55V124H53ZM59 125H60V123H59ZM71 125H73V123H71ZM89 125V124H88ZM157 125V124H156ZM161 125H163V124H161ZM233 125H230L229 127L230 128H232V126ZM254 125V126H253ZM255 125H256V127L257 128H255ZM68 126V125H67ZM166 126V125H165ZM219 126H220V124H219ZM237 126V125H236ZM244 126V127H243ZM251 126H252V130H251ZM77 128H78V126H76ZM82 127H83V124H82ZM86 127V126H85ZM211 127V126H210ZM255 129H254V128ZM0 128V156L1 155H3V153H4V155L5 154H7V156H9L10 155V152H9V148L11 147L10 145H12V143L11 142H13V140H10L11 142H9V139H8V135H6V133H4L5 132V130L3 131L2 129ZM63 128V127H62ZM155 128H157L156 126H155ZM221 128L222 129H224V130H222V132L223 133H221L222 135H220V136H223L222 138V140H224L225 139V141L226 142H228L230 139H231V137H227V135H226V133L227 132H225L226 130V128H223V125L221 124ZM243 128V129H242ZM245 128V129H244ZM56 129V128H55ZM71 129V128H70ZM74 129V128H73ZM233 129H234V126H233ZM46 130V129H45ZM62 130V129H61ZM63 130H65L64 128H63ZM156 130V129H155ZM211 130V129H210ZM229 130H231V129H229ZM66 131V132H65ZM64 131V133H65V135H66V133L68 132L67 131V129ZM71 131H72V129H71ZM74 131V133L72 132V135H75V129L73 130ZM80 131H81V129H80ZM102 131H104L103 133L105 134V132H107V133H109V134H105L106 135V137H104V139H106L107 141L109 140V142H107L106 140H105V142L106 143H103L104 142V139L103 138H101V136H102ZM124 131V132H125ZM132 135L134 134L135 135V129L134 128H132ZM255 131V132H254ZM62 132V131H61ZM163 132V131H162ZM211 132V131H210ZM49 131L48 132H46L43 136H41V137H39V139L38 140H40V141H43L44 142V144L45 143H47V141L48 142H50L53 138H50V136H51V132L49 133ZM54 133V132H53ZM59 133H60V131H59ZM94 133V132H93ZM121 133V135L120 136H118L119 134ZM125 133H127V132H125ZM148 133V132H147ZM150 133V132H149ZM8 134V133H7ZM55 134V133H54ZM63 134V133H62ZM68 134V133H67ZM69 134H71V133H69ZM76 134H77V132H76ZM118 134V135H117ZM129 134H131V132L129 133ZM150 134H152V133H150ZM150 134H148V135H150ZM163 134V133H162ZM58 135V134H57ZM56 135V136H57ZM88 135V134H87ZM99 135H100V138H99ZM108 135V136H107ZM170 135V134H169ZM53 136H55V135H53ZM97 136V137H96ZM104 136V135H103ZM102 136V137H103ZM127 136H129L128 134H127ZM137 136V135H136ZM137 136V137H138ZM20 137V136H19ZM37 137V136H36ZM58 137V136H57ZM68 137H69V135H68ZM108 137H110V138H108ZM124 137V136H123ZM130 137H135V136H130ZM148 137H150V136H148ZM147 137V138H148ZM10 138V137H9ZM98 138V139H97ZM151 138L154 140V138L151 136ZM164 140H163V139ZM240 138V139H239ZM255 139V140H253V139ZM11 139V138H10ZM20 139V138H19ZM55 139V138H54ZM103 139V140H102ZM125 139V138H124ZM132 139V140H131ZM130 140H131V142L133 141V142H135L136 140L134 139V138H131ZM134 139V140H133ZM227 139H229V140H227ZM259 139V138H258ZM15 140V139H14ZM17 140V139H16ZM36 140V139H35ZM79 140V139H78ZM147 140H149V139H147ZM152 140V141H153ZM260 140V139H259ZM20 141H22V140H20ZM19 141V142H20ZM37 141V140H36ZM39 141V142H40ZM69 141V140H68ZM93 141V140H92ZM123 141H126V139L125 140H123L122 139V141L120 142V143H123ZM32 142H33V140H32ZM38 142V143H39ZM43 142H42V144H43ZM127 142H128V140H127ZM133 142L131 143L132 145H133ZM199 142V141H198ZM9 143H10V145H9ZM14 144H15V142H13ZM17 143V142H16ZM21 143L22 142H20V144L18 145V146H21L20 147V149L23 147V145H21ZM35 143V142H34ZM34 143H32V144H34ZM37 143V142H36ZM41 143V142H40ZM103 143V144H102ZM120 143H119V145H120ZM154 143V142H153ZM200 143V142H199ZM23 144V143H22ZM49 144V143H48ZM84 144V143H83ZM84 144V145H85ZM95 144V143H94ZM130 144V143H129ZM128 144V145H129ZM130 144V146L132 147V145ZM134 144H136V143H134ZM159 144H163V142H161V141H159ZM225 144H228V143H225ZM230 144V143H229ZM228 144V145H229ZM257 144V143H256ZM16 145V144H15ZM15 145H13L14 147H15ZM93 145V146H92ZM96 145V144H95ZM115 145V146H114ZM196 145V144H195ZM198 145V144H197ZM200 145V144H199ZM203 145V146H202ZM202 145H200V148H201V146H202V148L201 149H206V147H205V144H202ZM27 146V145H26ZM62 146V145H61ZM90 146H91V148H90ZM121 146V145H120ZM156 146V145H155ZM159 146V145H158ZM173 146V145H172ZM207 146V145H206ZM210 146V145H209ZM13 147V148H14ZM17 147V146H16ZM25 147V146H24ZM23 147V148H24ZM116 149H115V148ZM134 147V146H133ZM199 147V146H198ZM204 147V148H203ZM258 147V146H257ZM12 148V147H11ZM46 148V147H45ZM45 148H43V149H45ZM117 148H118V150H117ZM158 148H160V147H157V149ZM176 149H178L179 147H175ZM189 148V147H188ZM194 148H195V146H194ZM227 148V147H226ZM229 148V147H228ZM227 148V149H228ZM17 149H18V147H17ZM19 149V150H20ZM55 149H56V151H55ZM122 151V153L123 152H125L126 153V156H127V162H122L121 163V161H122V159H123V157H121V152H120V154L118 153L117 154V152L116 151H120V150ZM149 149V148H148ZM160 149H163V148H160ZM185 149H186V147H185ZM190 149H191V147H190ZM215 149H217V148H215ZM214 149V150H215ZM88 150H89V152H88ZM151 150V149H150ZM153 150H154V148H153ZM194 150V149H193ZM198 150V149H197ZM198 150V151H199ZM211 150V149H210ZM213 150V149H212ZM211 150V151H212ZM250 150H251V152H250ZM257 150V149H256ZM258 150H259V147H258ZM18 151V150H17ZM16 151V152H17ZM149 151V150H148ZM156 151V150H155ZM161 151V150H160ZM186 151V150H185ZM224 151V150H223ZM151 152H152V150H151ZM157 152H158V150H157ZM156 152V153H157ZM190 152H192V150H190ZM194 152V151H193ZM218 152H219V150H218ZM218 152H217V154H218ZM228 153L229 151L227 150V151H225L224 153ZM254 152V153H253ZM148 153V152H147ZM150 153V152H149ZM213 153H215L214 151H213ZM212 153V154H213ZM38 154V155H39ZM58 154V155H57ZM140 154V153H139ZM151 154V153H150ZM187 154H189V152H187ZM195 154V153H194ZM216 154V153H215ZM234 154V153H233ZM14 155V154H13ZM37 155V156H38ZM55 155H57L56 156V158H55ZM119 155H120V157H119ZM137 155V154H136ZM161 155H159V157L161 156ZM179 155V156H178ZM193 155V154H192ZM202 155V156H203ZM214 155V154H213ZM222 155V154H221ZM257 155V154H256ZM35 157H36V155H34ZM126 156L124 157V161H126ZM194 156V155H193ZM220 156V155H219ZM6 157V156H5ZM34 157V158H35ZM50 157H52V158H50ZM53 157H54V159H53ZM96 158V159H98V158H101V162H98L99 161V159H98V163L96 162V164L94 163L95 161L94 160H92L93 158ZM119 157V158H118ZM133 157V158H132ZM172 157V158H171ZM217 157H218V155L216 156V159H217ZM221 157V156H220ZM257 157V156H256ZM27 158V157H26ZM94 158V159H95ZM114 158V159H113ZM168 158V157H167ZM254 158V157H253ZM28 159V158H27ZM26 159V160H27ZM33 159V158H32ZM39 159V160H40ZM55 159H56V161H58V163L59 164H56L55 162ZM118 159H121V160H118ZM233 160H234V158H232ZM232 159H231V161H232ZM255 159V158H254ZM21 160V159H20ZM31 160V159H30ZM30 160H27V162L28 161H30ZM36 160H38L37 158H36ZM209 160V159H208ZM263 160V161H262ZM3 161V160H2ZM92 161H94V162H92ZM131 161H133V162H131ZM194 161H192V162H194ZM20 161H18V163H19ZM21 162H23V161H21ZM24 162H25V159H24ZM23 162V163H24ZM26 162V163H27ZM35 162V161H34ZM113 162H115V163H113ZM131 162V163H130ZM139 162V161H138ZM137 162V163H138ZM143 162V161H142ZM141 162V163H142ZM146 162V161H145ZM8 163V162H7ZM17 163V164H18ZM25 163V164H26ZM36 163V162H35ZM34 163V165H37V164H35ZM112 163H113V165H112ZM126 163H127V165H126ZM130 163V164H129ZM190 163V164H189ZM195 163V162H194ZM30 164V163H29ZM120 164V165H119ZM130 166H129V165ZM249 164H251L252 166H250ZM1 165V164H0ZM6 165V164H5ZM26 165H28V164H26ZM32 165L33 164H31V167H32ZM40 165H42V166H40ZM135 165V164H134ZM139 165V164H138ZM193 165V164H192ZM247 165H249L248 167H246ZM2 166V165H1ZM0 166V167H1ZM112 166V167H111ZM173 166V165H172ZM5 167V168H6ZM124 167V168H125ZM4 168V167H3ZM62 168H63V172L62 171H60V172H62V173H60L59 171H58V169L60 170H62ZM1 169V168H0ZM98 169V168H97ZM97 169H95V170H97ZM132 169V168H131ZM130 169V170H131ZM169 169V168H168ZM83 170V171H82ZM87 170V171H86ZM95 170H91V171H95ZM184 170V171H183ZM2 171H3V169H2ZM2 171H0V173L2 172ZM58 171V172H57ZM80 171V172H79ZM100 171V170H99ZM169 172H171V170H168ZM174 171V170H173ZM77 172H79V173H81L80 174V176H79V178H78V174H77ZM98 172V171H97ZM106 172V171H105ZM115 172H114V175H116L115 174ZM131 172V171H130ZM164 172H166V171H164ZM181 172V173H182ZM91 173V172H90ZM180 173V174H181ZM89 174V173H88ZM92 174V173H91ZM106 174V173H105ZM128 174V173H127ZM171 174V173H170ZM27 175H28V177H27ZM93 175H94V173H93ZM98 175H100V174H98ZM122 175V176H121ZM64 177V183H67L66 185H65V187H64V183H63V181L61 182L62 183V185L60 186V183H59V186L60 187H64V190H62L61 188H59L58 189V187H57V189H54V186L55 185H57V181L59 180V178L60 177ZM81 176H83L82 178H80ZM91 176V175H90ZM95 176V175H94ZM102 176V175H101ZM106 176V175H105ZM111 176H112V173H111ZM165 176V175H164ZM167 176V175H166ZM187 176V177H186ZM114 177V176H113ZM116 177V176H115ZM155 177H157V176H155ZM155 177H153V179L155 178ZM173 177V176H172ZM87 178V177H86ZM85 178V179H86ZM92 178V177H91ZM90 178V179H91ZM123 178V177H122ZM122 178H121V180H122ZM26 179V181L24 182V180ZM61 179L62 178H60V181H61ZM88 179V178H87ZM117 180H118V178H117ZM121 180H118L119 182L121 181ZM177 180H179L178 178L176 179V181ZM126 181V180H125ZM153 181H155V179L153 180ZM85 182H86V184H85ZM170 182V183H171ZM177 182H180V181H177ZM180 182V183H181ZM85 184V185H84ZM105 184V183H104ZM158 184V185H157ZM160 184H161V186H163L164 187V190L165 189H168L169 190V192L172 194H170V196L168 197V195H169V193L166 191H164L163 192V189H161V188H163V187H161L160 188ZM128 185V184H127ZM152 185V186H153ZM103 186V185H102ZM151 186V187H152ZM159 186V187H158ZM89 187H90V184H89ZM87 187L88 188V192L89 193H92V192H94V191H90L89 189L91 188H93V187ZM56 188V187H55ZM86 188V187H85ZM85 188L83 189L84 191H85ZM100 188H102V187H100ZM104 188V187H103ZM120 188H121V186H120ZM62 191H61V190ZM66 189V190H65ZM94 189V188H93ZM92 189V190H93ZM105 189H107V187H105ZM152 189H154L153 187H152ZM263 189V190H262ZM94 190H96V189H94ZM97 190H99V189H97ZM116 190V189H115ZM119 190V189H118ZM117 190V191H118ZM150 190H151V188H150ZM155 190V189H154ZM153 190V191H154ZM177 192H176V191ZM254 191V192H251V191ZM260 190H262L263 192H261L260 194H259V192H260ZM59 192V193H57V192ZM83 191V192H84ZM120 191V190H119ZM149 191V190H148ZM147 191V192H148ZM182 192H185V191H183V190H181ZM62 192H63V194H62ZM66 192V196L67 197H65L64 196V193ZM87 192V193H88ZM116 192V191H115ZM124 192H125V190H124ZM146 192V193H147ZM168 193V195H167V197L165 196L166 194H164V195H162L163 193ZM180 192V191H179ZM182 192H181V194H182ZM251 192V193H250ZM46 193H49L48 195V197H49V201H51L52 202V204L55 202H53L52 200H54V199H51V195H53L52 197L53 198H55L56 197V193H57V197H56V199L55 200H58V199H61V198H63V200L65 201H67L64 205L66 206V207H64V208H68V211H70V213H69V215H67V216H63V215H61L60 214V216L58 215V213H60L64 208H60V209H62L60 212H57V214H55L54 213V211H56V209H59V208H56L55 206H54V210L52 211L50 208H49V205H50V207H52L53 205H51L50 204V202L48 203V202H46L47 200H48V198H47V194ZM106 193V192H105ZM126 193V192H125ZM149 193V192H148ZM158 193V194H157ZM160 193H162V194H160ZM46 194V195H45ZM94 194H96V193H94ZM113 194H111V196L113 197ZM157 194V195H156ZM55 195V196H54ZM58 195L59 196H61V195H63L62 197H59L58 198ZM121 195V194H120ZM151 195V194H150ZM159 195L161 196L160 198H159ZM46 196V197H45ZM85 196H87V197H85ZM90 196V197H89ZM98 196V195H97ZM110 196V195H109ZM178 196V195H177ZM102 197H103V195H102ZM124 197V196H123ZM145 197H147V195H145ZM264 197V196H263ZM24 198V199H23ZM88 198H90V199H88ZM99 198H101V196L99 197ZM104 198V197H103ZM106 198V197H105ZM104 198V199H105ZM148 198V197H147ZM152 198V197H151ZM170 198H173V201L171 200L170 201V203L167 201V199L169 200ZM32 199H36V201H38V202H35L34 200V202L36 203V204H38L37 205V208H38V210H41V212L39 213V212H37L38 214H35L34 212V214H32V211H31V214H29V213H27L26 211H25V207L24 206H26L27 204H30L31 205V203L30 202H32L31 200ZM45 199H46V201H45ZM142 199H145L144 198V196L142 197ZM149 199V198H148ZM188 199H189V201H188ZM25 200V201H24ZM30 200V201H29ZM62 200V199H61ZM61 200H59V201H61ZM98 199H96L95 198V202L97 201ZM101 200V199H100ZM156 200V201H155ZM164 200V201H163ZM166 200V201H165ZM1 201V200H0ZM179 201L180 202H184V206H185V204L187 203V202H185V201H188V203H187V205L185 206V208L187 209V207L189 208L190 207V209H189V211H192V214H190V213H188V215H191V217H189L188 215V217L189 218H187V221L186 222H181V224L182 223H184V227H183V229H181V227H177V228H179L178 230L176 229V232L175 233H172V232H170V234L172 233V235H171V238H169L168 236V238H169V240L168 239H166V240H168V241H166V242H168V244L167 245H169V247H167V245H166V243L164 244L167 248H163L162 249V251L163 250H165V251H161L160 252V250H157V251H155L154 252V250L153 249H155V247H156V245H157V243H155V241H156V239H157V241H158V238H159V236L158 237H156V235L158 234V233H160L159 231L161 230H163L162 228H161V225H162V223L159 221L158 223L156 222V221H153V222H155L154 223V225L156 224V226L155 227H150V225H151V219L153 218V216H155L153 213H156V216H159V213L160 214H162L164 211L162 210V208H163V206L164 205H167V204H169L168 205V207L172 204V203H174V202H177V204L179 203ZM58 202V201H57ZM144 202V200L142 201V203ZM146 202V201H145ZM168 202V203H167ZM33 203V202H32ZM34 203V204H35ZM57 204H59V202L57 203ZM66 204H68V205H66ZM99 204V203H98ZM174 204H176V203H174ZM29 206V205H28ZM28 206H26V207H28ZM32 206H34V205H32ZM57 206V205H56ZM61 206V205H60ZM68 206H70V207H68ZM115 206H117V208L115 207ZM172 206V205H171ZM170 206V207H171ZM182 206V205H181ZM0 207H2V206H0ZM6 207V208H5ZM114 207H115V209H114ZM169 207V208H170ZM30 208H34V207H30ZM37 208H36V210H37ZM40 208V209H39ZM97 208L99 209V208H101V206H97ZM140 208V209H141ZM171 208H173V207H171ZM170 208V211H173L172 209ZM53 209V208H52ZM66 209H64L62 212H63V214L65 213V210ZM70 209V210H69ZM105 209V208H104ZM1 210V209H0ZM94 210V211H93ZM138 210V209H137ZM165 210V209H164ZM183 210H184V208H183ZM27 211H29V210H27ZM105 211V210H104ZM126 211V210H125ZM163 211V212H162ZM186 211V210H185ZM184 211V212H185ZM188 212V211H187ZM27 213V214H26ZM129 213H130V211H129ZM65 214H68L67 212L65 213ZM151 214H153V216L151 215ZM29 215V216H28ZM97 215V214H96ZM2 216H3V214H2ZM62 216V217H61ZM133 216V215H132ZM155 216V217H156ZM186 216V217H187ZM160 218H161V216H159ZM158 217V218H159ZM163 217V216H162ZM180 217V216H179ZM181 217H183V216H181ZM0 218H3V217H1V215H0ZM114 218H118V219H115L114 220ZM216 218H218L219 219V222H220V224H221V227L220 228H218L217 226H216V224H215V219ZM157 219V218H156ZM165 219V218H164ZM183 219H184V217H183ZM182 219V220H183ZM186 219V218H185ZM231 219V220H230ZM116 220H117V222L119 221V223L121 224V225H117V224H119V223H116ZM158 220H160V219H158ZM181 220V221H182ZM150 221V222H149ZM164 221V220H163ZM180 221V220H179ZM229 221H233V224H234V226H233V228L235 229V231H236V234L234 235V237H235V239H234V241L233 240H231L230 239V237H231V233H229V232H226L225 230H227V228H231L232 227V225L230 226V227H227L229 224ZM108 222H110V221H108ZM217 222V221H216ZM1 223V222H0ZM4 223V224H5ZM164 223H166V222H164ZM230 223H232V222H230ZM153 224H152V226H154ZM183 225V224H182ZM112 226V227H113ZM122 226V227H121ZM137 226V227H136ZM179 226H181V225H179ZM119 227V228H118ZM148 227V228H147ZM26 228V229H25ZM146 228V229H145ZM164 228H166V227H164ZM0 229L2 230V228L0 227ZM6 229V230H7ZM25 229V230H24ZM181 229V230H180ZM228 230H233V229H228ZM118 231H120L121 233H122V238H123V244L121 243L120 245H117V244H115L116 242H117V238L118 237H116L115 236V234L118 232ZM164 231H165V229H164ZM175 231V228H174V230H173V232ZM2 232V231H1ZM8 232V231H7ZM8 232V233H9ZM29 232H31L32 233V236H28V234H29ZM163 233V231L161 232V237H162V235H163V237H164V235H166V234H162ZM166 233V232H165ZM4 234V233H3ZM146 234H149L148 236L146 235ZM168 234V233H167ZM0 235H2V234H0ZM7 235V234H6ZM12 235H14V238L16 239H14L13 237H12ZM102 235V234H101ZM145 235L147 236V237H145ZM82 236H84V237H82ZM104 236V235H103ZM225 236L227 237V238H225ZM2 237V236H1ZM1 237H0V240H1ZM22 237V236H21ZM92 237V238H91ZM161 237L159 238V239H161ZM5 238H6V236H5ZM89 238H87V240H86V243H87V241L89 240ZM166 238V237H165ZM232 238V237H231ZM120 239V238H119ZM141 239H143V240H141ZM148 239L149 240H151V244H150V248L149 249H145L146 250V252L145 253H143V251L141 250V245H143V243H145V242H147L148 241ZM15 240V241H14ZM19 240V241H18ZM21 241V242H20ZM80 241V242H79ZM84 242H85V240H83ZM122 241V240H121ZM141 241H143V242H141ZM164 241V240H163ZM163 241H161V242H163ZM2 242V243H1ZM84 242H82L81 244H83ZM119 242V241H118ZM149 242V241H148ZM159 243H160V241H158ZM4 243V244H3ZM91 243V242H90ZM93 243V244H94ZM109 243V244H108ZM142 243V244H141ZM164 243V242H163ZM227 243L229 244L228 246H227ZM85 244V243H84ZM161 244V243H160ZM41 245H38V246H41ZM88 245V244H87ZM92 245V244H91ZM95 245V244H94ZM110 245V247L108 248V246ZM146 245V244H145ZM163 245V244H162ZM162 245H158L159 246V249H160V247L162 246ZM243 245H245V244H243ZM25 246V247H24ZM37 245H36V247H38ZM86 246V245H85ZM89 246V245H88ZM158 246H157V249H158ZM228 248H227V247ZM93 247V246H92ZM92 247H91V251H92ZM96 246H94V248H95ZM142 247H144V246H142ZM148 247H149V245H148ZM245 248V247H244ZM248 248V249H249ZM143 249V248H142ZM34 250V249H33ZM37 250V249H36ZM40 250V249H39ZM46 250V251H47ZM73 250V251H72ZM153 250V253H151V251ZM38 251V250H37ZM90 251V253L92 254V252ZM231 252V251H233L232 253H233V255H234V257H233V259L232 258H229L228 256H226L227 255V253L228 252ZM73 252H75L74 254H73ZM160 252V253H159ZM31 253V252H30ZM37 253V252H36ZM35 253V254H36ZM232 253H231V256H233L232 255ZM30 255V254H29ZM29 255H26L27 257H29ZM34 255V254H33ZM50 255H51V253H50ZM50 255H49V257H50ZM78 255V254H77ZM31 256V255H30ZM164 256V257H163ZM230 256V255H229ZM36 257V256H35ZM76 257H79V256H76ZM93 258H94V254H93ZM28 259H30V258H28ZM31 259H33V258H31ZM31 259H30V261H31ZM74 259H76V258H74ZM80 259V258H79ZM26 260H27V258H26ZM34 260V259H33ZM32 260V261H33ZM63 260L64 259H62L61 261L63 262ZM72 259H70V260H68V261H71ZM77 260V259H76ZM95 260V259H94ZM29 261V260H28ZM54 261V260H53ZM56 261V260H55ZM73 261V260H72ZM70 262V263H73V262H75L74 264H77L76 263V261L74 260L73 262ZM57 262V261H56ZM55 262V263H56ZM66 262V261H65ZM96 262H95V264H96ZM243 262V263H242ZM2 263H0V264H2ZM58 263V262H57ZM61 263V262H60ZM64 263V262H63ZM69 263V262H68ZM68 263H66V264H68ZM105 263H103V264H105ZM27 264V263H26ZM32 264V263H31ZM78 264H81V263H78ZM203 264V263H202Z\"/></svg>",
	"mask_w": 264,
	"mask_h": 264
},
{
	"label": "rangeland",
	"instance_id": "2",
	"mask_svg": "<svg viewBox=\"0 0 264 264\" xmlns=\"http://www.w3.org/2000/svg\"><path fill=\"white\" fill-rule=\"evenodd\" d=\"M3 0H0V3L1 4H4V6L6 5V6H8L9 5V7H10V10L12 9V11L11 12H13V16L15 17V18H17V20H16V22H17V28H15V32L18 34L17 36H18V40L20 39V47L23 45V46H25L26 47V53L25 54H23L22 56H20L19 55V57H20V59L19 60H21V61H17V60H15V62L17 63H15L16 65H20V63H22V64H26L27 63V61L29 60V62H30V60L31 59H33V60H31V63L34 65V62H35V65L34 66H36L35 68H36V70H39V69H41L40 67H42V70L41 71H45L46 72V74L48 75L49 73H50V75H48V76H51V80H53L54 78V80H53V82L51 81V80H49L48 82H47V85H45V86H43L44 84H42V83H40L41 85H42V87H41V85L40 84H38V85H40L37 89H38V92L40 93V94H38V92H37V89L35 90V88L33 87H31L32 85H30V87L32 88L31 90H30V93L29 92H27V94L29 93L31 96H29V95H27L26 94V91H24L26 88H24V87H26V84L23 86L21 83H25L26 81H23L22 82V79L24 78L25 80H27L25 77L26 76H24L23 74H21L20 75V78L19 79H21L19 82H21V83H19L18 81H16V82H14L13 81V79H12V81L14 82L13 83V85H12V83H11V78L9 77V79H8V76L10 75H8V73L7 72H9V67H10V63H7V61H10V60H8V55L10 54L9 52H11L10 50H9V54L6 52V51H8V50H6L7 48L9 49V47L8 46H5V53H7V54H1V52H3V51H0V57L3 59V63L1 62V64L2 65H0V90L2 89V87L1 86H3L4 84H5V89L7 90V92L8 91H10V93H9V95L8 96H10V97H8V100H6V102H9L10 104H7L6 102H5V104H6V106H5V104H2L3 105V107L5 106V107H8L7 108V110H8V112L7 113H9V114H6V113H4V111L3 112H1L2 113V115H0L1 116V119H2V117L5 119L6 117V120H3L2 119V122H1V119H0V122H1V124H2V128L5 130V132L4 133H6V135H8L7 137H8V139H9V142H11L10 140H13V142H15V144L13 143V142H11L12 143V145H10V143H9V145L12 147H10L9 149V152H10V155L9 156H7V154H5L4 155V153H3V155H1L0 156V164L2 165H0L1 167V169H0V171H2V169H3V171L0 173V174H4V170L5 169H7V164L10 166H12V167H14V165H15V167H20V163H21V166L24 164L26 167H27V170H26V172L29 170V173L31 172V171H34V170H36L39 166V164H42V163H40V161H41V159H42V157H40V156H42V155H40V154H42V152L43 153H45L46 151L48 152L49 151V149H53V151H54V148L56 147V149H58V150H60L61 148H63V146L65 147V146H67V145H70L71 143L73 144L74 142L75 143H77L78 142V144H79V142H80V140L82 141V144H79V145H82L83 147L82 148H84V146H85V148L84 149H89L88 148V146H89V144L90 143H92L93 142V145H94V147L95 146H97L98 144H97V142L99 141V140H101V139H98V141L96 140V138H95V142H94V137H93V141L92 140H88V138H91L92 136H95L96 135V129H97V132L99 131L98 130V128H97V126L95 127V125L96 124H91V122H92V119H91V117H90V115H89V112H91V109H92V107H94V105H95V102L93 101L96 97L95 96H101L102 98H103V96H105L106 95V93H108V91H106V90H108V87L109 88H113L114 90L115 89H117V88H119L120 86V92L123 90V89H125L124 87L126 86V85H133V83L134 82H132V79L131 80H129V78H131V77H133L132 75H134V77H136L135 75H137L139 72L137 71H135V70H138V69H142V68H150L151 69V67H153V65L157 62L159 65L158 66H155V68L153 67V69H151V70H153V74L154 75H163V71L162 70H164L163 69V65H162V62L164 61V59L165 58H168V60H169V58H170V60L169 61H171V62H169L168 61V64H179L180 65V61H181V64H182V66H184V65H186V66H184L186 69H187V67L189 68V66H192L193 64L195 65H193L192 67H190L191 69H189V70H191V71H193L192 69H197V67H199V65L201 66L200 68H198V69H201L202 68V64H205V65H209V66H211V68L209 67L208 69H210V70H208V71H206L205 72V75H206V77H207V79L208 80H210V82H211V84H212V81L213 80H215V81H213V82H215L216 84L217 83H219V85H221V86H224V84L225 85H234V84H236V83H238V84H236V85H241V84H243V86H246V78H247V81L249 82V79H248V77H246V76H248V74L251 76V78H252V76L255 74V71L254 70H252V66H250L251 68H249V67H247L248 65V59L250 60L249 61V63L251 62V61H253V60H256L259 56L258 55H260V54H262V55H260V57H264L263 55H264V51H263V49H264V20H262V21H257V22H255V23H250V24H245V23H240V22H238V19H237V13H238V10L242 7V5L244 6L245 4H247V2H246V0H238V2H239V4H237V2H236V4H235V1L234 2H231L230 3V0H215V1H218L220 4H221V2H226V3H224V4H226V6L228 7H226V6H221V5H218V3H217V6L214 4V3H209V1L210 0H204V2L202 3L201 1L202 0H197L198 2V4H203V5H201L200 7H198L199 9L200 8H205L206 9V6L208 5L212 10L211 11H214V14H213V12H211V11H209V9L208 10H206V11H203L202 9V11H200V12H202L200 15H199V12H198V14L197 13H195V16H193L192 14H191V12L193 11V9L191 10V8H190V6H188V5H192L193 3L192 2H189V0L188 1H183V2H181L182 0H162V1H160V0H128V2H127V4H128V6H129V8L130 9H132L133 11H130V9L128 10V13H131L130 15L128 14L127 15V17L129 16V17H131L130 19H129V17L127 18V20L128 21H126V23H124L125 25H124V32H125V36L124 37H121V34H119L120 35V41L119 42H121L120 44H119V42H117L118 44H116V42H114V40L117 38L118 39V35H117V37H115V39H113L112 41H113V43L111 44L112 45V48L111 49H114L113 50V52H112V50L111 51H104L105 50V48H103L102 49V46L101 45H99V47L101 46V48H99L98 46V48L97 49H100L99 51L101 52H98L99 54L98 55H100V57H97V55L95 56V54H96V52H95V54L93 53V51L92 50H90V51H88V49L91 47V44H96L97 45V42L99 43V41H95V42H93L92 43V40L94 39V37L96 38V36H97V38H98V35H97V33H95L96 31H95V26L96 25H100L99 23L100 22H98L95 26L94 25H91V21H90V23H88V19H90L91 17L92 18H94V16L96 17H98V15L100 16L101 15V11H100V9H103L104 8V6H105V8L104 9H106V7H107V4H108V0H107V2H106V0H100V1H97V4H101V5H103L102 7L103 8H101L99 5H96L95 6V4L94 3H92V1L90 0V1H88V0H78L79 1V3L81 4V8L83 7V9H84V11H82L83 12V14L81 15V13H80V16H81V19H87L85 22L88 24V26L89 25H91L89 28H87V24L84 22V20H83V23H81L82 22V20L80 21V26H78L79 27V29L77 30V29H74V28H76V27H73V25L72 24H69V23H67L65 26L66 27H69V28H67V29H65L64 27V30H70V31H75V32H70V36H71V34H73L71 37H72V41L76 38V39H81L82 41H81V43H80V45L82 46L84 43V45H83V48L85 47H87V49H85V51H84V49L82 48V50H81V53H82V51H83V53H85L86 52V54H87V51H88V53L89 52H91V55L90 54H88L87 56L91 59H89V58H86L87 56H85L84 57V60H86L87 62L86 63H84L83 62V58H81L82 60H79L78 62H75V65H77V63H78V68L77 69H75L76 68V66H73L72 68L74 69V70H76V71H73V69L71 68V66H70V69H72V71H73V73H74V75H75V77H73L74 79V81L77 83H75V84H73V85H71V87H69L70 89H66V90H64L65 88H64V86H63V84L61 83L62 81H64V80H62V81H59V79H56V77H58V73L59 72H61L62 73V75H64V78H66L70 73H68L67 71H71L70 69L68 70L67 68H69V66H68V64L69 63H67L68 62V60L69 59H71V57L73 56V59H71V64H72V62L73 61H75V59H74V54H73V52L71 53L69 50L71 49V48H73L74 46H75V44H73V46H67V44H65L64 43V41H63V39H61L60 37H59V32L60 31H62L63 33H65L64 32V30L62 29V30H59L58 28H56L55 26L57 25L56 23H55V20H57V21H59V20H61L60 19V14H61V16H65L66 14L68 15V14H70V13H68V10L67 11H64V12H57V14H55L56 12H54V11H56V9H59V8H61V2L59 1V0H45V10L44 11H42V13H40V17L41 18H37L40 22H38V20L35 22L36 23V26L38 25L37 23H39V27L37 26V28H36V30H35V32L37 33L38 31H39V33H37V35H38V37L39 38H43V37H47L48 39L49 38H51L50 39V41L52 40V39H54V41L52 40L51 41V44H52V42H53V44H55L53 47H52V49H53V51L50 49L49 51H51V52H53V56L51 55L50 56V54L51 53H48V52H45V51H43L42 52V49L40 48V47H38L39 45H35L34 43H33V40H31L32 39V37L30 38L29 36H32V34H31V32L29 33V31H28V27L24 24V22H22V21H24V18H23V11L21 12L20 11V9H21V7H18L17 5L15 6V5H13V4H15L14 2H13V0L11 1V0H7V1H3ZM155 1H157V2H155ZM165 1V2H164ZM172 1V2H171ZM192 1V0H191ZM196 1V0H195ZM221 1V2H220ZM229 1V2H228ZM233 1V0H232ZM237 1V0H236ZM242 3H241V2ZM11 2H13V4L11 3ZM44 2V1H43ZM42 2V3H43ZM90 2H91V4H90ZM103 2V3H102ZM105 2V3H104ZM134 2V3H133ZM156 4H158V6H155V3ZM161 2H163V3H161ZM175 2H180L179 3V6L177 5V3H175ZM190 3V4H188L187 5V3ZM228 2V3H227ZM243 2H246V3H243ZM250 2V1H249ZM248 2V3H249ZM8 3V4H7ZM13 5V6H11V4ZM50 3V4H49ZM66 4H69V1L67 0V2H65ZM132 5H131V4ZM153 3V4H152ZM161 3V5H159ZM166 3H168V4H166ZM186 4V5H183V4ZM192 3V4H191ZM206 3V4H205ZM56 4H58L57 6H56ZM84 4V5H83ZM87 4L90 6V7H92L93 5H94V7H93V9H95L96 7H98V9L96 8L95 9V11H93V9L92 10H90L89 8H87ZM106 4V5H105ZM212 4V5H211ZM227 4H231L230 6H228ZM232 4H234V5H232ZM83 5V6H82ZM134 5H136V7L134 6ZM165 5H166V7H165ZM193 5H195V4H193ZM215 7H214V6ZM16 7L15 8V10H14V8H12V7ZM59 6V7H58ZM85 6V7H84ZM88 6V7H89ZM133 6V7H132ZM168 6H170L171 8H172V10L175 12H173V11H171V8L170 7H168ZM176 6V7H175ZM180 6H182V7H180ZM207 6V7H208ZM223 8L222 10H221V8ZM234 6H236V7H234ZM58 7V8H57ZM63 7V6H62ZM139 7V8H138ZM153 7V8H152ZM174 7V8H173ZM179 7H180V9H179ZM185 7L186 8H188V9H190V11L188 10V11H186L185 10ZM208 7V8H209ZM213 7V8H212ZM217 7V8H216ZM19 8V9H18ZM48 8V9H47ZM100 8V9H99ZM134 8H135V10H134ZM137 8V9H136ZM158 8H160L159 10H161L162 8H164V9H162V10H164L165 12H163V13H160L159 15H158V17H162L163 15V17H165L166 15L168 16H166L165 18H164V20L162 19V21L161 22H164V24H163V26L164 25H167L166 26V28H165V30H163L162 29V33H161V36H163L162 34H164V39L161 37V39H163V40H161L160 42H161V46H163V47H160V48H158V50H157V48H156V46H153L157 41H159V40H155L154 38V34H152V31H150V29H151V27H153V24H151L152 23V18L155 16V14L153 15V10H155V11H157L158 10ZM168 10L167 12H166V9ZM176 8V9H175ZM183 8V9H182ZM193 8V7H192ZM229 9V10H226V9ZM16 9H18V11H20V13H23V14H21V16L22 17H20V13H17L18 11L16 10ZM85 9H86V11H85ZM87 9H89L90 11H88ZM182 9V10H181ZM235 9H237V10H235ZM24 10V9H23ZM50 10V11H49ZM52 10H54L53 12H51ZM96 10H98V11H100L99 13L96 11ZM136 10H138V11H136ZM152 11V12H148V11ZM158 10V11H159ZM170 10V11H169ZM179 10V11H178ZM181 10V11H180ZM217 10H218V12H217ZM219 10H221L220 12H219ZM88 11V12H87ZM92 11H93V13L94 14H92ZM130 11V12H129ZM144 11V12H143ZM208 11V12H207ZM216 11V12H215ZM225 11V12H224ZM229 11V12H228ZM25 12V11H24ZM51 12V14L52 15H54L53 17H52V15L51 14H49ZM87 12V14L86 15H88L86 18L85 17H83V16H85V13ZM91 12V13H90ZM132 12H134V14L132 13ZM136 12H138V13H136ZM180 12L182 13V14H180ZM184 12V13H183ZM185 12H189L188 14L187 13H185ZM89 13H90V16H89ZM172 13V14H171ZM179 13V14H178ZM194 13V12H193ZM204 13V14H203ZM208 13H210L209 15H208ZM218 13V14H217ZM19 14V15H18ZM91 14H92V16H91ZM98 14V15H97ZM175 14V15H174ZM43 15V16H42ZM50 15H51V17H50ZM66 15V16H67ZM170 15V16H169ZM189 15V16H188ZM197 15V16H196ZM199 15V16H198ZM219 15V16H218ZM51 18H49V17ZM80 16L78 17V19L80 20ZM180 16H181V18H180ZM192 17V18H194V22L196 21V20H199V22L198 21H196L194 24H187V23H185L183 20H185V21H188V20H186V19H189V17ZM43 17V18H42ZM68 17H69V15H68ZM68 17H64L65 18V22H61V23H66L67 21H66V18H67V20H68ZM96 17V18H97ZM134 17V18H133ZM186 19H185V18ZM190 17V18H191ZM201 19H200V18ZM58 18H59V20H58ZM96 18H94V19H96ZM103 18V17H102ZM101 18V19H102ZM180 18V19H179ZM47 19H49V20H47ZM54 20V24L52 23V21ZM142 19H143V22H142ZM147 19H148V21L149 22H151L150 24H151V27H150V24L148 25V21H147ZM168 19V20H167ZM196 19V20H195ZM22 20V21H21ZM47 20V21H46ZM51 20V21H50ZM191 20V19H190ZM175 21V22H174ZM176 21H177V24H176ZM22 22V23H21ZM69 22H70V19H69ZM129 22V23H128ZM138 22V23H137ZM168 22V23H167ZM174 22V23H173ZM182 23V24H180V23ZM193 22V21H192ZM41 23V24H40ZM44 23V24H43ZM127 23H128V25H127ZM167 23V24H166ZM19 24V25H18ZM24 24V25H23ZM51 24V25H50ZM86 24V25H85ZM187 24V25H186ZM197 25V24H199L198 26H196V27H194V26H192V25ZM51 26V27H47V26ZM52 25H54V26H52ZM139 25V26H138ZM169 25H170V28H169ZM173 25V26H172ZM42 26V27H41ZM58 26V25H57ZM82 26H84V28L82 27ZM142 26V27H141ZM144 26V27H143ZM162 26V27H163ZM187 26V27H186ZM263 26V27H262ZM26 27V28H25ZM55 27V28H54ZM93 27V28H92ZM129 27H130V29H129ZM149 27V28H148ZM190 27V28H189ZM198 27V28H197ZM45 28L47 29L48 28V30H49V32H50V34H49V32H48V30H45ZM53 29V31H51L52 29ZM70 28H72V30L70 29ZM86 28V29H85ZM90 28H92V30H91V33H90ZM164 28V27H163ZM169 28V29H168ZM192 28V29H191ZM83 29V32L81 31ZM85 29V30H84ZM88 29V31L86 32V30ZM128 29V30H127ZM137 29V30H136ZM175 29V30H174ZM41 30H43V32L41 31ZM149 30V31H148ZM177 30V31H176ZM43 33V34H41V32ZM80 31V32H79ZM85 31V32H84ZM134 31V32H133ZM138 31V32H137ZM145 31H146V33H145ZM177 33H176V32ZM27 32V33H26ZM48 32V33H47ZM55 32V33H54ZM77 32H79V33H77ZM131 33V35H130V33ZM164 32V33H163ZM171 32L173 33L172 34V36L170 35L171 34ZM46 33V34H45ZM51 33H54V34H52V36H50L51 35ZM76 33H77V35H78V37H76L77 35H76ZM84 33H86L85 35H84ZM90 33V34H89ZM127 33V34H126ZM142 33H144V34H142ZM175 33V34H174ZM254 33V34H253ZM49 34V35H48ZM82 34V35H81ZM92 34V35H91ZM132 34H134V35H132ZM150 34L152 35V36H150ZM178 34H181V35H178ZM42 36V37H40V36ZM45 35V36H44ZM55 35V36H54ZM59 37V39H58V37ZM88 35V36H87ZM139 35H141V36H139ZM145 35V36H144ZM175 35H177V36H175ZM48 36H50V37H48ZM69 36V35H68ZM75 36V37H74ZM90 36V37H89ZM129 36H132V37H129ZM156 36V35H155ZM170 36V37H169ZM181 36V37H180ZM253 36H255V37H253ZM262 36V37H261ZM53 37V38H52ZM71 37H70V39H71ZM81 37V38H80ZM83 37H86V38H83ZM93 37V38H92ZM140 37V38H139ZM154 37V38H153ZM177 37V38H176ZM187 37V39H185ZM189 37V38H188ZM250 37H252V38H250ZM257 37H259V38H257ZM92 38V40H90ZM97 38L96 39H94V40H97ZM124 38V39H123ZM151 38L152 39H154L156 42H154V40H153V43L151 42ZM169 38V39H168ZM196 38V39H195ZM255 38H257V39H259V43H258V41H257V39H255ZM84 39V40H83ZM117 39H116V41H117ZM126 39L128 40V43H126L125 41H126ZM139 41H138V40ZM165 39H168V40H170V41H166V43H164V41H165ZM188 39H190V40H188ZM202 39H204V41L202 40ZM208 41H206V40ZM210 41H209V40ZM247 39H248V41H247ZM251 39V40H250ZM1 40V39H0ZM62 40V41H61ZM87 40V41H86ZM93 40V41H94ZM98 40H99V38H98ZM119 40V39H118ZM130 40V41H129ZM134 40V41H133ZM175 40H178V41H175ZM181 40H188L187 42V45L189 44V42H193L194 40V42L193 43H195L196 41H200L199 43L198 42H196V44H193L192 45V42H191V44H190V46L188 45V47H187V45H184L185 43H186V41L184 42V41H181ZM91 41V42H90ZM123 41V42H122ZM173 41H175V42H178L177 44L175 43V42H173ZM0 42H2V41H0ZM89 42V43H88ZM100 42H102V40L100 41ZM134 42V43H133ZM142 42V43H141ZM146 42H150V43H148V44H146L145 45V43ZM167 42H169L170 44L172 43V46L170 47V44H168ZM182 42V43H181ZM205 43V45H204V43ZM209 42H211V43H209ZM250 42V43H249ZM253 42V43H252ZM256 42V43H255ZM34 45H33V44ZM89 45H88V44ZM103 43V42H102ZM114 43L116 44V45H114ZM133 45H132V44ZM136 43V44H135ZM175 45H174V44ZM208 43V45H206ZM5 44V43H4ZM87 44V45H86ZM124 44V45H123ZM162 44H164V45H162ZM181 44V45H180ZM183 44V45H182ZM211 44V45H210ZM252 46H256V47H252ZM259 44L261 45V44H263V45H261V46H259ZM125 46V47H119V46ZM134 45H138L139 47V49L137 48V46H134ZM145 45V46H144ZM178 47H177V46ZM180 45V46H179ZM247 45V46H246ZM248 45L250 46L249 48H248ZM104 46V45H103ZM143 46V47H142ZM167 46V47H166ZM174 46H176V48L174 47ZM182 46V47H181ZM205 46H208V47H205ZM25 47H24V49H25ZM56 49H55V48ZM149 47H153V48H155V49H153V48H149ZM173 47V48H172ZM247 47V48H246ZM251 47L254 49V50H252L251 49ZM263 47V48H262ZM1 48H3V47H1ZM41 50H40V49ZM69 48V49H68ZM95 48V49H96ZM126 48V49H125ZM137 48V49H136ZM186 48V49H185ZM245 48H246V50H245ZM256 48V49H255ZM13 49V48H12ZM11 49V50H12ZM39 49V50H38ZM67 49H68V52H67ZM96 49V50H97ZM122 49V51H120ZM124 49V50H123ZM160 49V50H159ZM165 49V50H164ZM180 49V50H179ZM240 49V50H239ZM258 49H259V51H258ZM260 49H262V50H260ZM87 50V51H86ZM134 50V51H133ZM144 52H143V51ZM155 50V51H154ZM235 50H237V51H235ZM246 51V54H244V52ZM247 50H249V52H247ZM250 50H252L253 52H254V56L256 55L257 57H255L254 58V56L252 55V51H250ZM258 52H256V51ZM102 51H104V52H102ZM142 51V52H141ZM165 51H168V52H165ZM175 51V52H174ZM240 51L244 54H241L240 53ZM244 51V52H243ZM260 51H262V52H260ZM48 53V54H46V57H48V59L47 58H45V55L43 56V53ZM111 52V53H110ZM118 52V53H117ZM126 52V53H125ZM141 52V53H140ZM157 52V53H156ZM161 52V53H160ZM165 52V53H164ZM231 52V53H230ZM238 52V53H237ZM251 52V55H249L248 53H250ZM256 52V53H255ZM14 53V52H13ZM13 53L11 52V54L13 55ZM40 53H42L40 56H42V57H44V58H42V57H39V55L38 54H40ZM44 53V54H45ZM67 53V54H66ZM81 53H80V56H81ZM105 53V54H104ZM117 53V54H116ZM124 53V54H123ZM132 53H133V55H132ZM134 53H136V54H134ZM143 53V54H142ZM174 55H172V54ZM236 54V55H233V54ZM22 54V53H21ZM70 54H73V55H71L70 56ZM94 54V55H93ZM107 54V55H106ZM110 54V55H109ZM122 54V55H121ZM126 54V55H125ZM147 55L146 57L144 56V55ZM165 54V55H164ZM175 54H177V55H175ZM179 54V55H178ZM238 54V55H237ZM4 55V56H3ZM85 54H82V56H84ZM137 55V56H136ZM151 55V56H150ZM160 55V56H159ZM162 55H164V56H162ZM167 55H172V56H167ZM239 55H241L240 57L243 59V60H241V58L239 57ZM249 55V56H248ZM7 56V57H6ZM14 56V55H13ZM81 56V57H82ZM93 56H95V57H97L95 60H93V58H95V57H93ZM103 56V57H102ZM104 56H106V59H107V61H106V59H105V57ZM110 56V58L109 59H111V60H109L108 59V57ZM112 56H114V58L112 57ZM142 56V57H141ZM175 56H176V58L178 59V60H176V61H174V59H172L171 57H173V58H175ZM179 56V57H178ZM232 56V57H231ZM235 56H237V58H233V57H235ZM21 57H22V59H21ZM69 57V58H68ZM120 57V58H119ZM136 57V58H135ZM141 57V58H140ZM161 57V58H160ZM181 57V58H180ZM183 57V58H182ZM198 57V58H197ZM204 57V58H203ZM230 57V60H231V62H230V60L228 61V58ZM259 57V58H260ZM53 58H55V59H53ZM142 58H144L146 61H147V63L145 62V60L144 59H142ZM154 58V59H153ZM175 58V59H176ZM193 58V59H192ZM233 58V59H232ZM244 58L246 59L245 61H244ZM254 58V59H253ZM258 58V59H259ZM1 59V60H2ZM44 59V60H43ZM68 59V60H67ZM102 61H101V60ZM122 59V60H121ZM141 61V63H142V65L140 66V61ZM151 59V60H150ZM161 59H163L162 61H160ZM172 59V60H171ZM180 59V60H179ZM190 59H192L191 61H189ZM197 59H199V60H197ZM205 59V60H204ZM209 59V60H208ZM240 60L238 63L235 61V60ZM253 59V60H252ZM257 59V60H258ZM261 59V58H260ZM260 59L257 61L258 63H260L261 61L263 62L264 60L262 59L261 61H260ZM48 60V61H47ZM51 60V61H50ZM61 60V61H60ZM67 60V61H66ZM92 61V62H90V61ZM98 60V61H97ZM99 60L101 61L100 62V65H99ZM117 60V61H116ZM138 60V61H137ZM153 60H157V61H153ZM204 60V61H203ZM26 61V62H25ZM45 61V62H44ZM55 61V62H54ZM58 63H57V62ZM70 61V60H69ZM82 61V62H81ZM115 61V65L112 63V62H114ZM138 63H137V62ZM153 61V62H152ZM158 61H160V62H158ZM173 61V62H172ZM197 61H199L200 62V64H198L197 63ZM202 61V62H201ZM247 61V62H246ZM29 62L26 64V65H24V69H25V67L27 68V66H28V68H29V66H30V64H29ZM41 62V63H40ZM44 62V63H43ZM79 62H81V63H83V64H81V63H79ZM134 62V63H133ZM155 62V63H154ZM183 62V63H182ZM185 62V63H184ZM205 62V63H204ZM214 62V63H213ZM233 62V63H232ZM241 62V63H240ZM244 62V63H243ZM246 62V63H245ZM256 62V61H255ZM261 62V63H262ZM90 63V64H89ZM95 63L97 64L98 63V65H95ZM105 63V64H104ZM107 63V64H106ZM136 63V64H135ZM156 63V64H157ZM160 63H161V65H162V67H161V65H160ZM187 63V64H186ZM4 64H6V65H4ZM39 64V65H38ZM41 64V65H40ZM44 64H45V66H44ZM50 64V65H49ZM57 64V65H56ZM79 64H81V65H79ZM109 64V65H108ZM124 64V65H123ZM138 64V65H137ZM144 64H146V67L144 66ZM155 64V65H156ZM184 64V65H183ZM211 64V65H210ZM231 64V65H230ZM233 64V65H232ZM256 64V63H255ZM9 65V66H8ZM64 65H66V66H64ZM73 65V64H72ZM85 65V66H84ZM106 65H108V66H106ZM137 65V66H136ZM178 65V67L180 68V66ZM188 65V66H187ZM197 65V66H196ZM213 65V66H212ZM234 65H236V66H234ZM238 65H239V67H238ZM243 65V66H242ZM244 65H247V66H244ZM254 65V64H253ZM257 65V64H256ZM50 66V67H49ZM59 66H61L60 68H59ZM91 66H93V67H91ZM94 66H95V68H94ZM139 66V68H137ZM148 66V67H147ZM151 66V67H150ZM181 66V68H183ZM234 66V67H233ZM260 66H262L261 68H260ZM258 65V67L260 68V69H263V65ZM44 67H45V69H44ZM53 69H52V68ZM62 67H64L65 69H66V71L64 72V74H63V71H62V69L63 70H65L64 68H62ZM104 67V68H103ZM111 67V68H110ZM124 67V69H121V68H123ZM161 68V69H159V71L161 70L162 72V74L160 73V72H158V73H156L157 72V69L158 68ZM167 67V66H166ZM172 67H173V65H172ZM196 67V68H195ZM237 67V68H236ZM241 67H243L244 69L247 67V68H249L250 70H252V71H250L249 69H243V68H241ZM51 68V69H50ZM115 68V69H114ZM157 68V69H156ZM240 68H241V72H240ZM255 69L257 68V66L256 67H254ZM253 68V69H254ZM21 69H23V68H21ZM48 69V71H46ZM50 69V70H49ZM106 69H108V70H106ZM121 69V70H120ZM168 69V68H167ZM184 69V68H183ZM186 69H184V70H186ZM197 69V70H198ZM235 69V70H234ZM54 70V71H53ZM89 70V71H88ZM105 70V71H104ZM130 70V71H129ZM188 70V69H187ZM193 71V73L194 72H196V71ZM264 70V69H263ZM263 70H260L263 74H264V72H263ZM50 71H52L53 73L55 72L56 73V71H57V73L55 74L54 73V75H53V73L52 72H50ZM119 71V72H118ZM199 71V70H198ZM235 71V72H234ZM253 71H254V73H253ZM259 70L257 69L256 70V72H258ZM42 72V73H43ZM44 72V73H45ZM83 73V74H81L82 75V77L84 76V80H83V78H81L80 77V75H79V73ZM105 72V73H104ZM165 73H167V70L166 71H164ZM169 72H170V70H169ZM169 72H168V74H169ZM245 72H247V73H245ZM251 72V73H250ZM260 72V73H261ZM125 73V74H124ZM134 73V74H133ZM192 73V72H191ZM192 73V74H193ZM211 73H212V78L210 77V75H211ZM239 73V74H238ZM241 73V74H240ZM259 73V72H258ZM259 73V74H260ZM262 73L260 74V75H262ZM107 74V75H106ZM123 74V75H122ZM215 75V78L213 77L214 75ZM244 74V75H243ZM252 74V75H251ZM8 75V76H7ZM52 75H53V77H52ZM71 75H72V73H71ZM73 75V76H74ZM94 77H93V76ZM116 75V76H115ZM130 75V76H129ZM158 75V76H159ZM240 75V76H239ZM243 75V76H242ZM256 75L257 74H255V76H254V78L256 79ZM56 76V77H55ZM77 76H78V80H76L77 79ZM88 76V77H87ZM112 76V77H111ZM165 76V75H164ZM242 76V78L244 77V79L242 80L240 77ZM249 76V77H250ZM264 76V75H263ZM7 77V78H6ZM80 77V78H79ZM113 77H117L116 79H114ZM133 77V78H134ZM262 76H260L259 78H257V80H259V82L260 83H262V81L264 80L263 78H261ZM7 80H6V79ZM27 78H29V76L27 77ZM30 78H31V76H30ZM85 78H87L86 80H85ZM88 78H89V80H88ZM213 79L212 81H211V79ZM233 78V79H232ZM237 78H238V80H237ZM254 78H253V80H254ZM5 79V80H4ZM23 79V80H24ZM81 79V80H80ZM114 79V80H113ZM120 79V80H119ZM126 79V81H123V80H125ZM128 79V80H127ZM9 80V81H8ZM83 80V81H82ZM95 80V81H94ZM103 80H105V81H103ZM116 80H117V82H116ZM226 80V81H225ZM230 80V81H229ZM245 80V81H244ZM251 80V79H250ZM252 80V81H253ZM255 81V82H257V84L255 83V87H259L258 86V84H260V83H258V81ZM33 81V80H32ZM31 81V82H32ZM80 81H81V83H80ZM86 83H85V82ZM109 81V82H108ZM121 81V82H120ZM122 81H123V83H122ZM3 82V83H2ZM52 84H51V83ZM55 82V83H54ZM65 82H66V80H65ZM185 82H186V84H185ZM185 82H183V83H180V85L178 86L177 85V87L175 88V94H176V96L175 95H173V96H175L176 98H177V95L179 94V96L178 97H180V98H173V96H172V93L170 94V92L168 93V97H170L169 99H168V97L165 95L164 97H162L161 99L163 100V102H161V100L159 101V102H157L158 104H156V108L159 106V108H157V110H155V112L153 113V115L152 116H154V117H152V123H153V125H152V129L151 130H149V131H147V132H144V131H141V132H139V136H138V134L136 133L137 132V130H138V128L137 127H135L136 125H132V128H134L135 129V135L133 134L132 135V128L129 130V129H126L127 131H125V132H127V133H125L124 131L123 132H121V133H123V136L121 135V133L118 135V136H120V137H118L117 138V136L115 135L114 136V138L113 139H115L114 141H117L118 142V140L121 142L122 141V139L123 140H125L126 139V141H123V143H120V142H118V143H116L115 142V144L117 145L116 147H121L122 149V151H125V147H127V146H129V148L131 149H133V152L135 153V156H133V157H135V158H133L134 160H136L135 162L136 163H133V164H131V168L129 167H125V164H124V167H123V171H124V169H126L127 171V173H125V172H123L124 174H122L121 176L123 177H121L122 178V180H121V178H120V176H119V174L118 173H116L115 172V170H114V172H115V174L116 175H114V172H113V169H111L112 170V172L109 170V168H110V166L109 165H107L108 166V169L106 168L105 169V167L106 166H104V165H101V163H98V162H101V158H98L99 159V161H98V159H96L95 157V159L93 158L92 160H94V161H92V162H94L95 164H96V162L98 163V165H100L99 167L97 166V168H95L94 167V169H91V170H95V169H97V170H95L94 172L93 171H87V175H85L84 173H82L83 174V176H86L85 178H82L83 176H81L80 178H82V180L81 181H87V184H86V182H85V187H83V189L85 188V191L82 189V193L85 195H91V196H93V197H90V198H88V199H90V201H92L93 202V205L94 206H96V210H95V213H94V216H93V218H95L94 220H95V224L97 225L96 227L98 228V229H96L97 231V233H98V236L100 237H103V239L104 240H102V241H107V242H111L110 244L112 245V241H110L111 240V237L113 236V234H112V232H113V230H114V226L113 225H111L112 224V220H113V218H112V220H110V213L108 214V212L110 211H108V212H106V207H107V205H109L108 203H110L109 201H110V199L111 198H115V200L117 201H119V199H116V198H119V197H121L120 199L123 201V203H122V206H123V204H124V207H123V209H121L120 210V212L123 210V212H126L127 213V215L130 217L131 216V218L130 219H132L131 221L132 222H134V220H136V216H137V219H138V217L140 216L139 215V213L141 212H137V211H139V210H144L145 208L144 207H142L141 208V206H144V204H147V203H149L150 201H152V202H154V200H153V198L155 197V195H153L152 194V192L154 193L155 191H157V189L159 190V188H157V186L156 187H154V185H155V182H156V178H158V182L160 181V183H162L161 181H163V178L164 179H167L168 177L170 178V180H172L173 179V181L170 183V182H168V184H171L170 186H175L176 187V183H177V185L179 184V186L182 184V182L184 181V179H181V176L183 175V173L184 172H182V169H181V167L179 168V166H177L176 167V169H175V167H174V163H176V162H172V164H170V160H172V159H170L169 157L171 156L170 155V153H168L169 151H171V153H173L172 155L175 157V155H177L176 153H178L179 154V152H184L183 154L184 155H187V157H189L188 159L190 160V159H192V161H194L193 159H195V158H200V157H204V155H203V153L205 154V156L206 157H204V159L208 162V161H210V159H212V161L211 162H217V160H218V164H224V163H226L227 161H228V159H227V161L225 162V161H223V162H221L220 163V160L222 159V157H223V159L222 160H226V158L224 157V156H227V158H228V155H230L229 156V158H230V164H231V162H233V163H235L236 162V164H237V162H239V161H236L235 160V156H233V155H235L236 153V151L234 150V149H236V148H234V147H236L235 146V138H234V135H236V133H237V135H238V131L240 130L239 128H240V126H241V124L242 125H244L243 123H244V121H242L241 122V120H245V118L244 117H242L241 116V113H240V111H238V110H240L241 108H240V106H239V108L236 106V116H234L233 115V113H231V112H233L232 110L230 111L229 110V113L226 115L227 116V118H226V116L224 117L223 116V118H222V116L221 115H223V113H225V112H223L222 110H223V108H221V106L219 105V107H218V105H215V103L216 102H218V100H219V97L220 96H218V97H216V98H218V100L216 101V102H214V106H213V108H215V112L213 111L212 112V110H211V112L209 113V111H208V109L209 108H207V111L206 112H208V115L207 116H211L212 115V113H213V117H215L216 116V118L218 119H213L212 118V116H211V118H210V120H208L207 118H200L199 116H192V114H190V112H191V109L193 108L192 107V105H196L197 103H198V100H197V93L195 92V84H193V82L194 81H188V80H186ZM188 82V83H187ZM232 82H233V84H232ZM234 82H236V83H234ZM264 82V81H263ZM9 83V84H8ZM19 83V84H18ZM58 83H60V84H58ZM68 83V82H67ZM80 83V84H79ZM88 83V84H87ZM92 85H91V84ZM94 83H95V85H94ZM114 83V84H113ZM117 83V84H116ZM122 84V85H120V84ZM193 84V85H195L194 87H193V85H190V84ZM214 83V84H215ZM221 83V84H220ZM230 83V84H229ZM252 83H254V82H252ZM251 82H250V84H252ZM3 84V85H2ZM28 84H31L30 82L28 83ZM99 84V85H98ZM210 84V83H209ZM215 84V85H216ZM245 84V85H244ZM18 85H20V86H18ZM22 85V86H21ZM50 85V86H49ZM76 85H78V86H76ZM85 85V86H84ZM88 85V86H87ZM187 85H188V87H187ZM215 85H214V88H215ZM248 85V84H247ZM12 86V87H11ZM34 86V85H33ZM58 86H61V87H58ZM92 86V87H91ZM116 86H117V88H116ZM134 86V85H133ZM186 86V87H185ZM242 86V85H241ZM251 87V85H248L247 87L248 88H250ZM260 86H263V88H264V84L263 85H261L260 84ZM41 87V88H40ZM58 87V88H57ZM83 89H82V88ZM86 87H88V89L86 88ZM102 87V88H101ZM128 87V86H127ZM136 86H134V88H135ZM139 87V88H138ZM211 87H213V84H212V86ZM211 87H209L210 89H211ZM216 87H217V85H216ZM254 87V89H260V92H262V90H263V92H264V89L262 88V87H260V88H255ZM44 88V89H43ZM61 88V90H62V88H63V90L61 91V90H59ZM85 88V89H84ZM111 88V89H112ZM123 88V89H122ZM133 88V90H132V92H134V93H139V91L141 90V88H140V86H137L135 89ZM218 88H219V86H218ZM218 88H215V89H218ZM5 89H3V90H5ZM8 89H10V90H8ZM18 89H20V90H18ZM34 89V90H33ZM42 89V90H41ZM72 89V90H71ZM81 89V90H80ZM94 89H96V90H94ZM110 89V90H111ZM137 89V90H136ZM18 90V91H17ZM43 91V92H41V91ZM78 90V91H77ZM91 90H93V91H91ZM103 90V91H102ZM179 90V92H181V93H177L176 91H178ZM21 91V92H20ZM36 91V92H35ZM80 91H82L81 93H80ZM94 91L96 92V93H94ZM101 93H100V92ZM185 91V92H184ZM190 91V92H189ZM259 91V90H258ZM22 92H23V94L24 95H22ZM32 92H33V94H32ZM63 92L65 93L64 95H62L63 94ZM77 92V93H76ZM92 92V93H91ZM262 92V93H263ZM62 93V94H61ZM90 93H91V95H90ZM98 93V94H97ZM185 93V94H184ZM262 93L260 94L261 96H263L262 95ZM53 94V95H52ZM58 94V95H57ZM94 94V95H93ZM102 94H104V95H102ZM197 94V95H196ZM210 94V93H209ZM211 94H212V92H211ZM14 95V96H13ZM17 95V96H16ZM60 95V96H59ZM82 95H84V97L82 96ZM88 95V96H87ZM170 95V96H169ZM213 95V94H212ZM211 95V97L212 98H214V101H215V96H216V94L214 95V97ZM24 96V97H23ZM29 96V97H28ZM86 96V97H85ZM93 96V97H92ZM172 96V97H171ZM11 97H13V98H15V100L13 99V98H11ZM16 97H17V99H16ZM21 97H23L22 99H24L25 97V100H22L21 99ZM41 97H45L44 98V100H43V98H42V100H40V98ZM52 97H54V98H52ZM57 97V98H56ZM58 97H59V99H58ZM62 97V98H61ZM101 97H99V98H101ZM222 97V96H221ZM264 97V96H263ZM86 98H88V99H86ZM174 100H173V99ZM10 99H12V100H10ZM61 99V100H60ZM67 99V100H66ZM167 99H168V101H167ZM172 99V100H171ZM220 99H222V100H224V98H220ZM57 100H58V102H57ZM60 100V101H59ZM64 100V101H63ZM177 100V101H176ZM193 100V101H192ZM196 102H195V101ZM39 101V102H38ZM91 102V104L89 105V103ZM149 102L151 101L152 102V100H148ZM171 101H175V102H171ZM186 101V102H185ZM13 102V103H12ZM35 102V103H34ZM54 102V103H53ZM59 102H60V104H59ZM93 102V103H92ZM148 102V103H149ZM165 102H166V104H168V105H166L165 104ZM221 102V100L219 101V103ZM28 103H32L31 104V106L34 108H32ZM154 103V101L151 103V104H153ZM161 103H162V106H161ZM177 103H179L177 106H178V108H176L177 106H176V104ZM184 103V104H183ZM190 103V104H189ZM194 103V104H193ZM218 103V104H219ZM240 102H238V103H236V105H240L239 104ZM26 104H28V105H26ZM94 104V105H93ZM173 104H175V106H173ZM180 104H181V107H180ZM187 106H186V105ZM189 104V105H188ZM9 105V106H8ZM11 105V106H10ZM35 105V106H34ZM39 107V108H41V109H39L37 106ZM58 105V106H57ZM154 105H155V103H154ZM166 105V106H165ZM211 105V104H210ZM213 105V104H212ZM211 105V106H212ZM61 106V107H60ZM167 106H168V108H167ZM209 106V105H208ZM2 107V108H3ZM4 107V109H2V110H6V108ZM14 109V110H12V108ZM37 107V108H36ZM90 109H89V108ZM161 107V108H160ZM184 107H186V108H184ZM189 107V108H188ZM217 107V108H216ZM10 108H11V112H10ZM28 108V110H26ZM35 110V112L32 110ZM155 108V109H156ZM162 108H164V109H162ZM174 108V109H173ZM184 108V109H183ZM218 108H220V109H218ZM238 108V109H237ZM56 109V110H55ZM171 109V110H170ZM177 110V111H174V110ZM182 109V110H181ZM185 109H186V111H185ZM6 110V111H7ZM39 110H41V111H39ZM161 110H163V111H161ZM189 110V111H188ZM210 110V109H209ZM1 111V110H0ZM5 111V112H6ZM29 111H31L32 113V115L29 113ZM87 111V112H86ZM170 111H172V112H170ZM179 111V112H178ZM222 113H220V112ZM26 112H28V113H26ZM37 112H38V114H37ZM161 112V113H160ZM186 112V113H185ZM205 112V113H206ZM0 113V114H1ZM4 113V114H3ZM58 113V114H57ZM185 113V114H184ZM218 114V115H215V114ZM27 114H30L31 116H29V115H27ZM56 114V115H55ZM156 116H155V115ZM160 114V115H159ZM174 114V115H173ZM190 114V115H189ZM220 114V115H219ZM226 114V113H225ZM224 114V115H225ZM238 114V115H237ZM26 115V116H25ZM38 115H39V117H38ZM158 115V116H157ZM178 115V116H177ZM189 115V116H188ZM43 116V117H42ZM55 116V117H54ZM173 116V117H172ZM174 116H176V117H174ZM188 116V117H187ZM192 116V117H191ZM202 116V115H201ZM204 116V115H203ZM207 116H205V117H207ZM218 116V117H217ZM256 116V115H255ZM27 117V118H26ZM29 117V118H28ZM42 117V118H41ZM54 117V118H53ZM86 117H90V118H86ZM156 117V118H155ZM168 117V118H167ZM187 117V118H186ZM192 119V120H190V118ZM194 117H196L197 118V120H196V118H194ZM208 117V118H209ZM232 117H234V118H232ZM253 117H254V115H253ZM173 118H175L174 119V121H173ZM189 118V119H188ZM193 118H194V120H193ZM242 118V119H241ZM255 119L257 118V117H254ZM253 118V119H254ZM27 119V120H26ZM48 119H50V121L48 120ZM83 119V120H82ZM156 121H155V120ZM205 119H207L208 120V122L209 123H211L213 120L215 121H213L212 123H211V125L209 124V125H207L206 123L207 122H205V121H207V120H205ZM213 119V120H212ZM238 119V120H237ZM254 119V120H255ZM29 120V121H28ZM59 120H61L60 122H58ZM63 120V121H62ZM91 120V121H90ZM165 120V121H164ZM240 120V121H239ZM248 120V119H247ZM251 120H252V118H251ZM253 120V121H254ZM4 121V122H3ZM90 123H89V122ZM99 120L97 119L96 120V122H98ZM195 121V122H194ZM211 121V122H210ZM238 121L241 123H238ZM250 121V120H249ZM258 121V120H257ZM77 122L79 123L78 125H74V124H77ZM81 122V123H80ZM88 122V123H87ZM161 122V123H160ZM190 122V123H189ZM230 122L232 123V124H230ZM245 122H248V121H246L245 120ZM259 122V121H258ZM258 122H256V121H254L253 123L254 124H256V123H258ZM3 123H4V125H3ZM59 123H60V125H59ZM71 123H73V125H71ZM86 123V124H85ZM226 123H228L227 125H226ZM234 123H238V124H235V125H233ZM250 123H251V121H250ZM53 124H55V125H53ZM82 124H83V127H82ZM89 124V125H88ZM157 124V125H156ZM161 124H163V125H161ZM219 124H220V126H219ZM221 124L223 125V128H226L225 130V132H227L226 133V135H227V137L229 138V137H231V139L229 140V139H227V140H229L228 142H226L225 141V139L224 140H222L223 138V136H220V135H222L221 133H223L222 132V130H224V129H222L221 128ZM68 125V126H67ZM166 125V126H165ZM230 125H233L234 126V129H233V126H232V128H230L231 126ZM237 125V126H236ZM240 125V126H239ZM246 125V124H245ZM247 125H249V124H247ZM252 125V124H251ZM76 126H78V128L76 127ZM86 126V127H85ZM155 126L157 127V128H155ZM211 126V127H210ZM230 126V127H229ZM250 126V125H249ZM254 126V125H253ZM66 130L67 129V133H66V135H65V133H64V131L65 130H63V128ZM239 127V128H238ZM244 127V126H243ZM1 128V127H0ZM1 128V129H2ZM56 128V129H55ZM72 129V131H71V129ZM76 130L75 131V135H72V132L74 133V129ZM96 128V129H95ZM236 128H238V131H236ZM254 128V127H253ZM255 128H257L256 127V125H255ZM254 128V129H255ZM2 129V130H3ZM46 129V130H45ZM62 129V130H61ZM80 129H81V131H80ZM156 129V130H155ZM211 129V130H210ZM222 129V130H221ZM229 129H231V130H229ZM243 129V128H242ZM245 129V128H244ZM3 130V131H4ZM236 131V133L235 132H231V131ZM251 130H252V126H251ZM49 131V133L51 134V136H50V138H53L50 142H48L47 141V143H45L44 144V142L43 141H40V140H38L39 139V137H41V136H43L46 132H48ZM59 131H60V133H59ZM62 131V132H61ZM163 131V132H162ZM211 131V132H210ZM55 134H54V133ZM66 132V131H65ZM76 132H77V134H76ZM94 132V133H93ZM100 132V131H99ZM104 131H102V136H101V138H103L104 139V137H106V133L107 132H105V134L103 133ZM131 132V134H129ZM152 133V134H150V133ZM255 132V131H254ZM8 133V134H7ZM48 133V134H49ZM63 133V134H62ZM69 133H71V134H69ZM163 133V134H162ZM58 134V135H57ZM88 134V135H87ZM91 135V137H89L90 135ZM107 134H109V133H107ZM127 134L129 135V136H127ZM148 134H150V135H148ZM154 134H157L158 136L160 135L161 137L162 136H164V135H166V134H168L167 135V137L166 136H164L163 138H167V140L165 139H163L164 141H166L165 143H167L168 145H169V147L170 148H166V146H165V144H164V141H162L161 140V138L159 139V140H157V141H155L156 140V137H154L153 135ZM170 134V135H169ZM232 134H234V135H232ZM53 135H55V136H53ZM58 137H57V136ZM68 135H69V137H68ZM138 137H137V136ZM253 135H254V137H253ZM255 135L256 134H252V137L253 138H255L256 140H257V142H255V147L253 148L254 150V152L255 151H260L259 152V154L258 153H254V155L255 156H253V157H251L253 154H248V157H249V155H250V159H253V161H256L257 159L259 160V159H262L261 158V154L263 153V151H264V149L262 148V146H263V144L261 143V138L258 136H256L255 137ZM20 136V137H19ZM37 136V137H36ZM108 136V135H107ZM130 136H135V137H130ZM148 136H150V137H148ZM151 136L154 138V140L151 138ZM11 139H10V138ZM88 137V138H87ZM97 137V136H96ZM148 137V138H147ZM20 138V139H19ZM55 138V139H54ZM99 138H100V135H99ZM108 138H110V137H108ZM125 138V139H124ZM131 138H134L136 141L135 142H133V145L131 144L132 142H131ZM252 138V139H253ZM260 140H259V139ZM15 139V140H14ZM17 139V140H16ZM37 141H36V140ZM79 139V140H78ZM102 139V140H103ZM131 139V140H130ZM133 139V140H134ZM147 139H149V140H147ZM240 139V138H239ZM255 139H253V140H255ZM20 140H22V141H20ZM32 140H33V142H32ZM69 140V141H68ZM105 140L106 139H104V142L103 143H106L105 142ZM127 140H128V142H127ZM153 140V141H152ZM22 142L21 143V145H23V147L20 149V147L21 146H18L19 144H20V142ZM41 143H40V142ZM107 141V140H106ZM159 141H161V142H163V144H159ZM200 143H199V142ZM17 142V143H16ZM35 142V143H34ZM37 142V143H36ZM39 142V143H38ZM42 142H43V144H42ZM101 141H99V143H100ZM107 142H109V140L107 141ZM154 142V143H153ZM32 143H34V144H32ZM49 143V144H48ZM70 143V144H69ZM85 143H88V146L85 144ZM96 145H95V144ZM102 143V144H103ZM119 143H120V145H119ZM132 145V147L130 146V144ZM134 143H136V144H134ZM225 143H230L229 145L228 144H225ZM257 143V144H256ZM129 144V145H128ZM196 144V145H195ZM198 144V145H197ZM202 145V144H205V147H206V149L204 148V149H201L202 148V146H201V148H200V145ZM13 145H15V147L13 146ZM27 145V146H26ZM62 145V146H61ZM92 145V146H93ZM124 145H125V147H124ZM127 145V146H126ZM156 145V146H155ZM159 145V146H158ZM173 145V146H172ZM207 145V146H206ZM210 145V146H209ZM262 145V146H261ZM18 147V149H17V147ZM115 146V145H114ZM134 146V147H133ZM164 146H165V148H166V151L168 150V152H167V154L168 155H170V156H168V155H166V154H164L163 156L161 155L162 154V152H163V150H164ZM194 146H195V148H194ZM199 146V147H198ZM259 147V150H258V147ZM14 147V148H13ZM46 147V148H45ZM157 147H160V148H163V149H160V148H158L157 149ZM175 147H179L178 149H176ZM185 147H186V149H185ZM189 147V148H188ZM190 147H191V149H190ZM228 149H227V148ZM43 148H45V149H43ZM90 148H91V146H90ZM115 148V147H114ZM149 148V149H148ZM153 148H154V150H153ZM215 148H217V149H215ZM20 149V150H19ZM56 149H55V151H56ZM86 149V150H87ZM116 149V148H115ZM152 150V152H151V150ZM194 149V150H193ZM200 149V150H202V154H200L201 153V151L198 150ZM212 151H211V150ZM215 149V150H214ZM257 149V150H256ZM18 150V151H17ZM90 150V149H89ZM89 150H88V152H89ZM117 150H118V148H117ZM120 150V149H119ZM116 151L117 152V154L119 153L120 154V152H121V157H123V159H122V161H121V163L122 162H127L128 160H127V156H126V153L125 152H123L122 153V151ZM149 150V151H148ZM156 150V151H155ZM157 150H158V152H157ZM161 150V151H160ZM186 150V151H185ZM190 150H192V152H190ZM205 150H209L208 152H207V154H206V151ZM218 150H219V152H218ZM224 150V151H223ZM229 151L228 153L226 152V153H224L225 151ZM17 151V152H16ZM91 151V150H90ZM175 151H179V152H175ZM194 151V152H193ZM213 151L216 153H213ZM235 151V152H234ZM148 152V153H147ZM151 154H150V153ZM157 152V153H156ZM187 152H189V154H187ZM217 152H218V154H217ZM250 152H251V150H250ZM40 153V154H39ZM140 153V154H139ZM164 153V152H163ZM195 153V154H194ZM214 155H213V154ZM230 153V154H229ZM234 153V154H233ZM261 153V154H260ZM14 154V155H13ZM39 154V155H38ZM137 154V155H136ZM194 156H193V155ZM198 155V154H200L199 156H195V155ZM222 154V155H221ZM257 154V155H256ZM34 155H36V157L34 156ZM38 155V156H37ZM58 155V154H57ZM57 155H55V158H56V156ZM120 155H119V157H120ZM159 155H161L160 157H159ZM203 155V156H202ZM218 155V157H217V159H216V156ZM221 157H220V156ZM224 155V156H223ZM259 155H261V156H259ZM6 156V157H5ZM126 156V161H124V157ZM166 157V159H170V160H165V157ZM179 156V155H178ZM257 156V157H256ZM28 159H27V158ZM35 157V158H34ZM58 157V156H57ZM118 157V158H119ZM120 157V158H121ZM168 157V158H167ZM33 158V159H32ZM36 158L38 159V160H36ZM41 158V159H40ZM50 158H52V157H50ZM197 158V159H198ZM219 158H221V159H219ZM232 158H234V160L232 159ZM21 159V160H20ZM24 159H25V162H24ZM30 160V161H28L27 162V160ZM40 159V160H39ZM53 159H54V157H53ZM114 159V158H113ZM196 159V160H197ZM209 159V160H208ZM231 159H232V161H231ZM3 160V161H2ZM97 160V161H96ZM118 160H121V159H118ZM196 160L194 161V162H192L191 161V167H194V165L196 166V164H197V162H196ZM214 160V161H213ZM18 161H20L19 163H18ZM21 161H23V162H21ZM36 163H35V162ZM37 161H39V164H37L38 162ZM55 161H56V159H55ZM139 161V162H138ZM143 161V162H142ZM146 161V162H145ZM198 161V160H197ZM260 161L261 160H259V162H258V164L260 163ZM263 161V160H262ZM8 162V163H7ZM27 162V163H26ZM131 162H133V161H131ZM130 162V163H131ZM138 162V163H137ZM142 162V163H141ZM18 163V164H17ZM28 164V165H26V164ZM30 163V164H29ZM34 163L35 164H37V165H34ZM56 164H59L58 163V161H56L55 162ZM113 163H115V162H113ZM113 163H112V165H113ZM128 163V162H127ZM127 163H126V165H127ZM129 163V164H130ZM228 163V162H227ZM6 164V165H5ZM31 164H33L32 165V167H31ZM128 164V165H129ZM135 164V165H134ZM139 164V165H138ZM190 164V163H189ZM193 164V165H192ZM23 165V166H24ZM120 165V164H119ZM173 165V166H172ZM238 165V164H237ZM250 166H252L251 164H249ZM249 165H247L246 167H248ZM7 166V167H6ZM40 166H42V165H40ZM130 166V165H129ZM4 167V168H3ZM6 167V168H5ZM37 167V168H36ZM112 167V166H111ZM34 170H33V169ZM36 168V169H35ZM169 168V169H168ZM131 169V170H130ZM100 170V171H99ZM168 170H171V172H169ZM174 170V171H173ZM58 171L60 172V171H62L63 172V168H62V170L60 169H58ZM57 171V172H58ZM83 171V170H82ZM98 171V172H97ZM106 171V172H105ZM131 171V172H130ZM164 171H166V172H164ZM184 171V170H183ZM62 172H60V173H62ZM80 172V171H79ZM79 172H77V174L79 173ZM92 174H91V173ZM182 172V173H181ZM32 173V172H31ZM81 173H79L78 174V178H79V176H80V174ZM89 173V174H88ZM93 173H94V175H93ZM106 173V174H105ZM111 173H112V176H111ZM171 173V174H170ZM181 173V174H180ZM2 174V175H3ZM98 174H100V175H98ZM91 175V176H90ZM102 175V176H101ZM106 175V176H105ZM165 175V176H164ZM167 175V176H166ZM181 175V176H180ZM185 175V174H184ZM183 175V176H184ZM114 176V177H113ZM116 176V177H115ZM155 176H157V177H155ZM162 176H163V178H162ZM173 176V177H172ZM182 176V178H184ZM27 177H28V175H27ZM92 177V178H91ZM153 177H155L154 179H155V181H153L154 179H153ZM187 177V176H186ZM60 178H62L61 179V181H60ZM59 178V180L57 181L58 183H57V185H55L54 186V189H57V187H58V189L59 188H61L62 190H64V187H65V185L67 184V183H64V177H60ZM91 178V179H90ZM117 178H118V180H121L120 182L117 180ZM179 179V180H177V181H182L181 183L180 182H177L176 181V179ZM126 180V181H125ZM26 181V179L24 180V182ZM63 181V185H64V187L62 186V187H60L61 185H62V182ZM27 182V181H26ZM158 182H156V183H158ZM59 183H60V186H59ZM105 183V184H104ZM89 184H90V187H93L94 189H96V190H94L93 188V190L89 187ZM128 184V185H127ZM154 184V185H153ZM103 185V186H102ZM153 185V186H152ZM158 185V184H157ZM120 186H121V188H120ZM155 189H152V187ZM173 186V187H174ZM179 186H177V187H179ZM56 187V188H55ZM87 187H89L90 189V191H94V192H92V193H89L87 190H88V188ZM100 187H102V188H100ZM104 187V188H103ZM105 187H107V189H105ZM159 187V186H158ZM161 187H163V186H161V184H160V188ZM174 187V188H175ZM177 187H176V189H177ZM150 188H151V190H150ZM157 188V189H156ZM184 187H182V185H181V188L179 187V191H178V193L175 195V197L176 198H180L181 196H183V195H185L187 192L183 189ZM57 189V190H58ZM60 189V190H61ZM97 189H99V190H97ZM116 189V190H115ZM120 191H119V190ZM161 189H163V192L165 191H167L168 193H169V195H168V193L166 194V193H160V194H162V195H164V194H166L165 196L167 197V195H168V197L170 196V192H169V190L168 189H165L164 190V187L163 188H161ZM61 190V191H62ZM66 190V189H65ZM118 190V191H117ZM124 190H125V192H124ZM149 190V191H148ZM154 190V191H153ZM178 190V189H177ZM181 190H183V191H185V192H182ZM263 190V189H262ZM262 190H260V192H259V194L261 193V192H263ZM84 191V192H83ZM116 191V192H115ZM149 193H148V192ZM152 191V192H151ZM160 191V190H159ZM176 191V190H175ZM57 192V191H56ZM60 192V191H59ZM59 192H57V193H59ZM88 192V193H87ZM106 192V193H105ZM147 192V193H146ZM161 192V191H160ZM177 192V191H176ZM181 192H182V194H181ZM251 192H254L253 190L251 191ZM250 192V193H251ZM57 193H56V197H57ZM94 193H96V194H94ZM113 193H118L117 195L119 196H115L116 194H113ZM47 194V195H46ZM45 195L47 196V198H48V200L46 201V199H45V201L46 202H50V204L51 205H53L52 207H50V205H49V208L53 211L55 208H54V206L56 207V208H59V209H56V211H54V213L55 214H57V212H60L62 209H60V208H64V207H66L64 204L68 201H64L63 200V198H61V199H58V200H55L56 199V197L55 198H53L52 196L53 195H51L50 197H51V199H54V200H52L54 203L52 204V202L51 201H49L50 199H49V193H46ZM60 194V193H59ZM62 194H63V192H62ZM111 194H113V197L111 196ZM121 194V195H120ZM151 194V195H150ZM158 194V193H157ZM156 194V195H157ZM173 194V193H172ZM171 194V195H172ZM262 194V193H261ZM263 194H264V192H263ZM67 194H66V192L64 193V196L65 197H67L66 196ZM98 195V196H97ZM102 195H103V197L105 198H103L102 197ZM110 195V196H109ZM145 195H147V197L149 198H147V197H145ZM178 195V196H177ZM45 196V197H46ZM55 196V195H54ZM63 195H61V196H59L58 195V198L59 197H62ZM101 196V198H99ZM124 196V197H123ZM144 196V198L145 199H142V197ZM264 195H262V199H264V197H263ZM85 197H87V196H85ZM152 197V198H151ZM156 197H158V195L156 196ZM155 197V198H156ZM161 196L159 195V198H160ZM0 198H3L1 195H0ZM95 198L96 199H98L96 202H95ZM109 199V201H108V203H105V202H107L106 201V199ZM24 199V198H23ZM101 199V200H100ZM1 201H0V206H2V207H0V215H1V217H3V218H0V227L2 228V230L0 229V234H2V235H0V237H1V240L0 241H2V239L4 238L5 240H7V236L8 235H10V237H11V233H13L14 232V234H15V232L16 231H13V232H11V230H10V232H9V230L7 229V227H4L5 225H6V221L4 222V220H5V216H4V213H1V211L2 210H4V206H6L5 205V203H3V205H2V199H0ZM38 202V201H36V199H32L31 201L33 202H30L31 203V205L30 204H27L26 206H28V207H26V206H24L25 208V211L27 212V213H29V214H31V211H32V214H38L37 212H41V210H38V208H37V205L39 204H36L35 202ZM59 200H61V201H59ZM121 200L119 201V203L121 202ZM144 200V202L142 203V201ZM156 200H157V198H156ZM155 200V201H156ZM173 201V198H170L169 200L167 199V201L170 203V201ZM25 201V200H24ZM30 201V200H29ZM59 202V204H57L58 202ZM146 201V202H145ZM164 201V200H163ZM166 201V200H165ZM188 201H189V199H188ZM188 201H185V202H187L188 203ZM264 201V200H263ZM167 202V203H168ZM35 203V204H34ZM68 203V202H67ZM99 203V204H98ZM151 203V202H150ZM174 203H176V204H174ZM174 203H172L170 206L171 207H173V208H171L170 206V208L173 210V211H170V208L168 207V205L169 204H167V205H164L163 206V208H162V210L164 211H162L163 213L162 214H160L159 213V216H161V218L159 217V216H156V213H153L155 216H153V214H151L152 216H153V218L151 219V225H150V227H155L156 226V224L160 221L161 223H162V225H161V228L163 229L162 231H163V233L162 234H166V235H164V237H163V235H162V237H161V230L159 231L160 233H158L157 235H156V237H158L159 236V238L161 237V239H159L158 238V241H160V243L157 241V239H156V241H155V243H157V245H156V247H155V249H153L154 250V252L155 251H157V250H160V252L162 251V249L165 247V248H167V247H169V245H167L168 244V242H166V241H168L169 240V238H171V235H172V233H175L176 232V229L178 230L179 228H177V227H181V229H183V227H184V223H182L181 224V222H183L184 220V222H186L187 221V218H189V217H191V215H188V213H190V214H192V211H189V209H190V207L188 208L187 207V209L185 208V206L187 205V203L185 204V206L183 205L184 204V202H180L179 201V203L177 204V202H174ZM183 203V204H182ZM69 204V203H68ZM68 204H66V205H68ZM121 204V203H120ZM32 205H34V206H32ZM57 205V206H56ZM61 205V206H60ZM139 205H141L140 206V208L138 207ZM182 205V206H181ZM97 206H101V208H97ZM188 206V205H187ZM30 207H34V208H30ZM68 207H70V206H68ZM116 208H117V206H115ZM115 207H114V209H115ZM6 208V207H5ZM36 208H37V210H36ZM53 208V209H52ZM105 208V209H104ZM183 208H184V210H183ZM40 209V208H39ZM64 209H66V208H64ZM63 209V210H64ZM138 209V210H137ZM165 209V210H164ZM27 210H29V211H27ZM62 210V211H63ZM70 210V209H69ZM105 210V211H104ZM108 210V209H107ZM126 210V211H125ZM186 210V211H185ZM60 212V213H58V215L60 216V214L61 215H63V216H67V215H69V213H70V211H68V208L65 210V213L67 212L68 214H63V212ZM94 211V210H93ZM129 211H130V213H129ZM185 211V212H184ZM188 211V212H187ZM3 212V211H2ZM34 212V213H33ZM26 213V214H27ZM2 214H3V216H2ZM31 214V215H32ZM97 214V215H96ZM139 216H138V215ZM108 215H109V217H108ZM133 215V216H132ZM189 217H188V216ZM29 216V215H28ZM163 216V217H162ZM180 216V217H179ZM181 216H183L184 217V219H183V217H181ZM187 216V217H186ZM62 217V216H61ZM159 217V218H158ZM157 218V219H156ZM165 218V219H164ZM186 218V219H185ZM4 219V220H3ZM115 219H118V218H114V220ZM158 219H160V220H158ZM183 219V220H182ZM156 221L157 223L154 225V223L155 222H153V221ZM164 220V221H163ZM180 220V221H179ZM182 220V221H181ZM231 220V219H230ZM108 221H110V222H108ZM137 221V220H136ZM217 221V222H216ZM150 222V221H149ZM164 222H166V223H164ZM230 222H232V223H230ZM5 223V224H4ZM109 223H111V224H109ZM116 223H119V221L117 222V220H116ZM152 224L154 225V226H152ZM215 224H216V226L218 227V228H220L221 227V224H220V222H219V219L218 218H216L215 219ZM229 225L227 226V227H230L232 224H233V221H229V223H228ZM118 226L119 225H121L120 223L119 224H117ZM179 225H181V226H179ZM113 226V227H112ZM233 226H234V224L232 225V227L231 228H227V230H225L226 232H229V233H231V237H230V239L231 240H233L234 241V239H235V237H234V235L236 234V231H235V229L233 228ZM122 227V226H121ZM137 227V226H136ZM164 227H166V228H164ZM119 228V227H118ZM148 228V227H147ZM174 228H175V231L173 232V230H174ZM7 229V230H6ZM26 229V228H25ZM24 229V230H25ZM146 229V228H145ZM164 229H165V231H164ZM180 229V230H181ZM228 229H233V230H228ZM2 231V232H1ZM9 233H8V232ZM166 232V233H165ZM170 232H172L171 234H170ZM4 233V234H3ZM17 233V235L15 234V238H16V236H19V235H21V234H23L22 232H16ZM168 233V234H167ZM7 234V235H6ZM102 234V235H101ZM261 234H264V230L261 232ZM104 235V236H103ZM112 235V236H111ZM147 236L149 235V234H146ZM145 235V237H147ZM5 236H6V238H5ZM22 236V237H21ZM20 236V240H21V238H22V240L24 241V236L23 235H21ZM28 236H32V233L31 232H29V234H28ZM115 236L116 237H118L117 239V242L115 243V244H117V245H120L121 243L123 244V238H122V233L120 232V231H118L116 234H115ZM169 238H168V237ZM9 237V236H8ZM12 237L14 238V235H12ZM82 237H84V236H82ZM90 237V236H89ZM89 237H84L83 239L81 238L80 240H81V242L79 243V246H77L76 247V249L74 250V251H78L79 250V252H77V254L75 253V252H73V254L75 253V255L76 256H79V257H74V256H72L71 258L70 257H68V259H67V257H66V259L65 258H62V259H64L63 260V262L61 261L62 259L60 258L59 259V257H57V256H55V254H54V252H52V251H48L46 248H44V249H42V246L43 245H41L40 243H37V244H35L34 245V247H32L30 250L28 249H26V248H24L25 249V253H24V260H23V262L25 263H27V264H66V263H68V264H74L75 262H73L74 260L76 261V263L78 264V263H81V264H95V262H96V260L97 259H99V257L100 256H102V254H100V256H98L97 254H95V252H93L94 250H97L98 249V247H97V245H96V243H94L93 241H94V239H91V241H90V238ZM166 237V238H165ZM264 237V236H263ZM14 238V239H15ZM87 238H89V240L87 241V243H86V240H87ZM92 238V237H91ZM120 238V239H119ZM225 238H227L226 236H225ZM3 239V240H4ZM166 239H168V240H166ZM262 239H264V238H262ZM16 240V239H15ZM14 240V241H15ZM83 240H85V242L83 241ZM122 240V241H121ZM141 240H143V239H141ZM164 240V241H163ZM19 241V240H18ZM119 241V242H118ZM144 241V240H143ZM143 241H141V242H143ZM149 241V242H148ZM148 241L147 242H145V243H143V245H141V250L143 251H145L146 252V250L147 249H149L151 246H150V242H151V240H149L148 239ZM161 241H163V242H161ZM3 242V241H2ZM1 242V243H2ZM21 242V241H20ZM82 242H84L83 244H81ZM91 242V243H90ZM240 243H239V251H241V250H243V251H241V256L243 255V258H245L246 259V257H244V255L248 252V251H250V252H252L253 250H251V248H249V247H247V241L246 240H242V241H239ZM95 245H94V244ZM108 243V244H109ZM166 243V245H167V247L164 245ZM4 244V243H3ZM89 246H88V245ZM92 244V245H91ZM142 244V243H141ZM146 244V245H145ZM163 244V245H162ZM230 244V243H229ZM228 243H227V246L229 245ZM243 244H245V245H243ZM36 245L38 246V245H41V246H38V247H36ZM86 245V246H85ZM148 245H149V247H148ZM158 245H162L161 247H160V249H159V246ZM93 246V247H92ZM94 246H96L95 248H94ZM142 246H144V247H142ZM157 246H158V249H157ZM226 246V247H227ZM25 247V246H24ZM91 247H92V251H91ZM110 247V245L108 246V248ZM245 247V248H244ZM143 248V249H142ZM164 248V249H165ZM228 248V247H227ZM249 248V249H248ZM34 249V250H33ZM38 251H37V250ZM40 249V250H39ZM146 249V250H145ZM47 250V251H46ZM153 250L151 251V253H153ZM73 251V250H72ZM90 251L92 252V254L90 253ZM143 251V253H145ZM148 251V250H147ZM163 251H165V250H163ZM162 251V252H163ZM31 252V253H30ZM37 252V253H36ZM159 252V253H160ZM233 251H229L228 253H227V255L226 256H228L229 258H232L233 259V257H234V255H233V253H232ZM36 253V254H35ZM50 253H51V255H50ZM147 253V252H146ZM231 253H232V255L233 256H231ZM31 256H30V255ZM34 254V255H33ZM93 254H94V258H93ZM26 255H29V257H27ZM49 255H50V257H49ZM230 255V256H229ZM36 256V257H35ZM246 256V255H245ZM164 257V256H163ZM26 258H27V260H26ZM28 258H33V259H31V261H30V259H28ZM74 258H76V259H74ZM80 258V259H79ZM70 259H72L71 261L73 262V263H70L71 261H68V260H70ZM95 259V260H94ZM243 260V262L245 263V264H248L247 263V259L246 260ZM29 260V261H28ZM33 260V261H32ZM54 260V261H53ZM58 262H56V261ZM66 261V262H65ZM56 262V263H55ZM61 262V263H60ZM105 262H107V261H102L101 263H100V261H99V263L98 262H96V264H103V263H105ZM242 262V263H243ZM0 263H2V262H0ZM25 263V264H26ZM108 263V262H107ZM203 264H210L209 262H205V261H203L202 262ZM201 263V264H202ZM3 264V263H2ZM106 264V263H105ZM139 264H144L143 262H141V263H139Z\"/></svg>",
	"mask_w": 264,
	"mask_h": 264
},
{
	"label": "clouds",
	"instance_id": "3",
	"mask_svg": "<svg viewBox=\"0 0 264 264\" xmlns=\"http://www.w3.org/2000/svg\"><path fill=\"white\" fill-rule=\"evenodd\" d=\"M237 19L238 22L245 24L264 20V0H250L238 10ZM209 87V81L205 75L198 77L195 88L198 103L191 109L192 113L199 111L204 104L210 102Z\"/></svg>",
	"mask_w": 264,
	"mask_h": 264
}]
</instances>
